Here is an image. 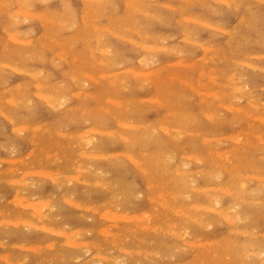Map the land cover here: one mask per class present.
I'll return each mask as SVG.
<instances>
[{"label": "rangeland", "instance_id": "374dc122", "mask_svg": "<svg viewBox=\"0 0 264 264\" xmlns=\"http://www.w3.org/2000/svg\"><path fill=\"white\" fill-rule=\"evenodd\" d=\"M0 1L2 2L3 5L5 4L4 6L8 5L6 7L7 8L6 10L5 7H3V5L0 3V6H1L0 7V66H1L0 67V160H1L0 161V210H1L0 211V241H1L0 242V256L2 255L0 257V264H7L9 260L12 262V264L13 263L14 264H18V263L19 264H28V263L29 264H49V263L50 264H72V263L73 264H77V263L78 264H93V263L94 264H105V263L106 264H133V263L134 264H175V263L176 264H187V263L189 264H210V263L211 264H215V263L216 264H245V261H246V264L247 263L248 264L249 263H252V264H260V263L263 264L264 263L263 261L264 256H261L262 254L264 255V249H262L264 248V245H263L264 243V237H263L264 235V232H263L264 231V227H263L264 226L263 224L264 222V214H263L264 213V181H263L264 180V177H263L264 176V168H263L264 159L261 158V161H260V155L261 157H263L264 155V149H263L264 140H262L264 139V128H263L264 122L260 121L259 119H255L254 115H252L253 116L252 117V116L245 115L244 113H238L237 111H235L236 106L243 107L244 109H249V101H250V98H252L256 105H263L261 106L262 111L260 113L261 114L264 113V102H262L264 101V59H263L264 58V12H263L264 11V0L263 1L262 0L260 1L259 0H254V1L253 0H234V1L233 0H219V1L217 0H188V1L187 0L186 1L185 0H166V1L165 0H138L137 1L136 0V2L135 0H129V1L128 0H123V1L122 0H92V1L90 0V2L89 0H86L87 2L85 0H44V1L34 0L35 2L31 0L32 3L30 0H26L27 4H29L30 6L26 5L25 0H23L25 1V4H24L25 6L23 5L24 2L21 0H18V1L17 0H7V2L6 0L5 1L0 0ZM126 1H128L127 4L128 5L130 4V6L126 5ZM131 1L132 2L134 1L133 2L134 4H132ZM165 3L169 5L166 6ZM21 5L24 7H22ZM49 5H50V8H49ZM135 5H137V8L133 7ZM20 6H21V9H20ZM26 6L29 8H27ZM17 7H19L20 10ZM212 7H215V8L212 9ZM26 9L29 11V12L27 11L28 14L27 12H25L26 14L24 13V10L26 11ZM136 9H139V12L140 10H142L143 13L134 12L136 11ZM13 10L14 11L16 10L15 13L19 11L18 12L19 14L17 13L18 17H17V14L13 12ZM22 11L24 13L23 15H22ZM34 11H35L36 17H34V13H33ZM37 12H40V13L44 12V14L41 13L42 14L41 21H40L41 14H38ZM83 12L85 13L84 15H83ZM149 13L152 16H150ZM8 14L11 16H9ZM44 15H45V19H43ZM46 15H49V16L51 15V16L49 18V17H46ZM23 16L25 17L24 20H23ZM38 16L40 19L38 18ZM84 16L85 18H83ZM183 16L185 17L188 16L189 18L191 17L192 18L195 17V18L192 21L189 18H187L188 20H186V18H182ZM52 17L58 21H55L54 19L51 20ZM13 18L15 20L17 18V20L16 21L14 20L15 21L14 22ZM135 18H137L138 20H136ZM240 18H242V20ZM175 19L177 20L179 19L178 20L179 23ZM85 20L87 21V23ZM229 20L231 23H229ZM234 20L236 21V23ZM54 21H55V24H54ZM40 22H42L43 24ZM202 22L203 24H201ZM58 23L59 24L64 23L65 25L62 26L61 24L59 25ZM93 23L95 26L91 25ZM133 24H134L133 29H138V32L141 35L137 34L138 32L136 30L129 29L131 28V26L133 27ZM96 25H98V29H96L97 27ZM213 25L220 27V30L218 29V27L215 28ZM99 26L103 28L104 30H102L101 28L99 29ZM104 26L107 28H105ZM127 26H128V29H127ZM108 27L111 29L110 32H108L110 30ZM4 29H6L5 30L6 32L4 31ZM183 29L185 30L182 31ZM114 31L118 33L117 36ZM7 32H10V33H7ZM185 32H187L186 35L184 34ZM41 33L43 35H41ZM122 33L124 34V36H122ZM120 34L124 40L120 37ZM144 34H148L149 37ZM195 34H197L198 36ZM49 35L50 37H48ZM95 35H98V36H95ZM9 36L14 38V40L12 38L10 39ZM30 36L31 38H29ZM181 36L183 40H181L182 39ZM97 37L99 38L96 39ZM178 37H180V40ZM184 37L187 39L185 40ZM18 38H19V41L21 39L20 41L21 44L19 43ZM23 38L25 39V41L23 40L24 43L22 41ZM175 38H178V39H175ZM164 39H165V42H163ZM216 39H218V41H215ZM5 40L7 41V43L5 42ZM97 40L99 42L96 44L95 41L97 42ZM15 41H17L18 44ZM31 41L33 43H28L26 45L27 42H31ZM58 41H60L61 43ZM132 41L133 42L136 41L138 45H136V43L135 42L133 43ZM214 41L217 43H215ZM41 42H43V44ZM151 42L152 44L149 45ZM140 43L141 45L143 44L142 46H145V43L148 45H146V48L144 47L143 49L138 50L139 47L142 48V46L139 45ZM176 44H178V46ZM250 44H252V46H249ZM155 45L158 46L157 47L158 49L155 47ZM200 45H202L205 49H203V47ZM94 47L97 48L96 49L97 51H93ZM100 47L103 48L108 53L105 52L103 56L100 55L102 52L104 53V50H102ZM150 47L152 48L151 50H150ZM154 48H156V50H154ZM187 48L189 51L187 50ZM59 49H61L60 55H59ZM33 51H35L36 53ZM159 51L163 54H161ZM187 51L190 53H188ZM94 52L96 54H94ZM134 53H137L138 55L137 54L135 55ZM73 54H75L76 56L75 58ZM192 54H193V57H192ZM253 55L258 56V57H255ZM260 55L262 57H260ZM91 56H92V60H91ZM190 56L192 57L194 61L191 59ZM194 56L195 57L199 56V57L195 58ZM140 57H143L145 59L144 60L145 63L143 61V58L140 59ZM214 57L216 60L213 59ZM71 58H74V61ZM96 58L101 59L102 63L104 61L105 64L104 63L103 64L105 66L101 65L103 67H100L99 64H102V63H99V61ZM65 59H67V61H65ZM138 59L140 60V62L138 61ZM179 59L180 60L182 59L181 63H179L180 62ZM116 60L117 61L119 60V62H117ZM156 60H157V63H156ZM238 60L240 62H237ZM84 61H85V64H84ZM91 61L95 64L93 65ZM123 61L125 63L127 61V63L125 64ZM218 62L220 63L218 64ZM30 63L34 64L35 66L31 65ZM168 63L169 65H167ZM188 63H190V65ZM144 64H147V65H144ZM249 64L250 66H248ZM158 65H159V68H158ZM182 65H185V66H182ZM131 67L135 68L136 70ZM209 67L210 68L212 67V68L210 69ZM226 67L229 69H227ZM113 68L115 69L113 70ZM119 68H120V71H119ZM18 69H20V71L17 72L16 70ZM111 69H112V72H111ZM121 69H124V70H121ZM126 69L127 71L129 70L130 72L131 70H133L132 71L133 73L127 72ZM139 69L142 71H140ZM152 69L153 71L159 72V74L158 75L152 74L151 76L147 77L146 75L152 72ZM173 69L176 72L173 71ZM203 69L206 70L207 72L204 71ZM79 70L80 72H78ZM115 70L117 71V73ZM31 71H34V74ZM86 71L88 72L87 75H90L91 78L94 76L98 81L96 79L92 80L89 76L84 75L83 73H85ZM103 71L105 75L101 73ZM203 71L205 72L204 74L205 76L201 75ZM35 72L36 74L37 73L38 74L36 75ZM97 72L99 74L101 73V75H97ZM108 72H110L111 74H109ZM247 72L250 74H248ZM228 73L231 75V77L232 76L235 77V81L237 83H242L243 85L246 86L247 94H237L236 92H234L233 85L231 84V81H229L231 77L229 76ZM107 74L111 76L116 74V77L115 75L113 76L115 77L114 79L111 77L114 82H112V79ZM170 74H173L172 77H170L171 76ZM227 74L230 79L227 78ZM102 75H104V77H102ZM74 76L75 78H73ZM105 76H107V78H105ZM197 76H202V78L200 77L197 78ZM143 77L144 78L147 77V79H144ZM241 77L243 78V80H241L242 79ZM253 77L254 79L255 78L256 79L254 80ZM219 78L221 79V81ZM215 79H216V83H214ZM122 80H125V81H122ZM197 80L200 81L202 84L198 82V84L196 85ZM226 80L229 82H225ZM190 83L192 86L190 85ZM261 84L262 86L260 87ZM9 87L11 88L9 89ZM37 88H40V89L37 90ZM213 88H215L216 91L220 90L219 96L221 97V100H216V99H211V98L210 100L206 96V91L210 89L212 90ZM216 88H219V89H216ZM199 89L200 90L204 89V90L200 91ZM95 90H98V91H95ZM135 91L136 93L138 92L140 95L136 94ZM254 91H256L257 93H255ZM258 91L259 92L262 91V92L258 93ZM12 92L18 95L17 98L21 101L23 100V97H25L26 98L25 102L22 101V102L16 103L14 100H13L14 102H12L11 96H9ZM77 92H80V93H77ZM249 92H252V94ZM43 93L46 95L43 96ZM87 93L90 95H88ZM74 94H77V95L74 96ZM200 95H203V96L201 97ZM50 96H52L55 99L57 98L59 101L61 100L63 102L60 104L61 101L58 102V100H50V98L53 99ZM153 98L157 102L152 100ZM238 98L239 100H237ZM45 99H47L49 103ZM151 100L155 103H153ZM111 101H113L114 103ZM107 103L108 105H106ZM231 103L233 104V106ZM50 104H53V105H50ZM121 104L122 106H120ZM109 105L111 107H108ZM225 106H228V107L226 108ZM233 108H234V113H231L233 112ZM194 110H197V111H194ZM80 111L82 112L80 113ZM208 111L212 114H210ZM184 114L185 115L187 114V115L185 116ZM206 114L208 115V118ZM233 114H237V115H234V117L236 118H232ZM183 115L185 116V118ZM6 117L9 119L11 118V119L8 120ZM237 121L241 123L238 122L237 123L238 125L235 124ZM258 122L259 123L262 122V123L259 124ZM123 123H127V125H125L126 127L123 125ZM119 124H122V125L120 126ZM109 125H111V128ZM162 125L163 126L166 125L165 127L167 128V130L162 129L163 128ZM18 126H19V129H15V127L18 128ZM122 126L124 127L122 128ZM236 127L238 130L236 129ZM92 128H93L94 133L92 132ZM97 128L99 129L95 131ZM100 129L103 132L102 131L100 132ZM110 129H112L111 131L113 132H110ZM177 129H179V131ZM245 129H247V131L250 130L252 133L250 132L249 133L250 135H249L248 134L249 131L247 132ZM218 130L220 133L218 132ZM107 131L109 132V135ZM215 131L216 133H214ZM237 131H240V132L243 131V132L240 133ZM253 131L257 134V136ZM134 132H137V133H134ZM237 133L242 134V135L238 134L241 138L237 135ZM118 134H120V138ZM142 134H145V135H142ZM221 134H224V135H221ZM245 134L248 137H246ZM260 135H262V138L259 141ZM242 136H245V137H242ZM226 137L229 139H227ZM251 137L252 139L250 141ZM207 138L209 139V141H207L208 140ZM216 138L218 139L216 140ZM234 138L237 141H238V138H240L239 140L241 141L240 143L241 145L237 144L236 140L234 141ZM244 138H247V139H244ZM221 139H222V142H221ZM86 140L89 141L90 143L89 142L86 143L87 142ZM229 140L232 141L230 144H228L230 142ZM254 140L257 143L259 142L258 146L257 144H255ZM250 142L251 144H248ZM234 143H235V146H233ZM109 144L110 146H107ZM182 144L183 145L185 144L184 147L182 146ZM222 144L224 147L222 146ZM249 145L251 149H254L253 150L254 152L252 150H249L250 148L248 147ZM31 146L33 150L32 148H30ZM199 146L200 148H197ZM231 146L233 148L236 147L235 149L237 151L233 149ZM185 147L187 148L185 149ZM211 148L214 153L212 151H209ZM225 148L227 149V151ZM218 149H219V152L217 151ZM228 150H229L230 155L228 154ZM216 151L218 153H223V154L225 153L226 155H229L231 159L229 157L227 158V156L224 157L223 160H221V158L218 159V154L216 153ZM249 151L252 152L254 156H252V154ZM195 152L197 153V155L195 154ZM237 152L239 153L237 157H239V155L240 157H242L241 154H243V157L241 159H244V157L245 159L248 158V162L243 163L245 160L239 161L240 157L238 159L236 156H234V153L237 154ZM240 152H243V153H240ZM246 152H249V153L247 154ZM92 153L94 154V158L91 157L93 156ZM112 153L114 154L115 157L113 156ZM143 153L145 154L148 153V154L145 155ZM84 154L86 155L84 156ZM87 154H90V156ZM111 154L112 156H110ZM180 154L184 158H182ZM246 154L249 156L251 155L250 157L252 160ZM100 155L102 156L99 157ZM119 155H121L122 157ZM141 155H144V156L142 157ZM233 156L237 158L238 161L237 159H234ZM5 159H7L8 161L7 160L5 161ZM11 159L13 160L11 161ZM186 159H188L187 160L188 162L186 161ZM249 160L253 161L252 164L251 162L249 163ZM181 161H182V166L178 168L179 166L178 164ZM201 161L205 163L203 164ZM206 161L208 165L206 164ZM215 161H217L218 163ZM231 161L232 163H230ZM257 161L259 163H257ZM239 162L240 163L242 162V163L240 164ZM99 163L102 165H100ZM187 163L189 164L191 163V165ZM216 163L220 166V169ZM220 163L222 164L220 165ZM245 164L247 165L248 168L247 167L245 168ZM135 165H138L137 168H135ZM230 165L232 167H230ZM174 166H177V167L174 168ZM184 166H187V167H184ZM223 166L228 167L226 169H229V170H226L225 167L223 168ZM250 166L252 167L254 166V167L252 168ZM199 167L202 170V172L198 170ZM249 167L253 169L252 172ZM173 168L178 169V170H174ZM236 168H238L240 172L242 173H240L239 170L237 169L238 170L237 171L238 175H237V173H235ZM113 169L114 170L116 169V170L114 171ZM47 170H49L50 172ZM205 170L208 171L209 173L212 172V175L208 174V172H206ZM213 170H215V173L213 172ZM138 171L140 172V174ZM203 171H205V175L203 174ZM216 171L218 173H216ZM231 171L235 174H233ZM221 172L223 174L219 175ZM39 173L41 175H38ZM168 173L170 174L168 175ZM227 173H230V175ZM253 173L254 174L256 173L255 174L256 176L253 175ZM178 174L180 175V178L181 176H183L184 179L182 180L183 177L179 179ZM196 174H197V177H196ZM198 174H200L201 177ZM216 174H218V176ZM173 175L174 176L178 175V176L173 177ZM191 175L193 177H196L198 180L193 178ZM231 175H233L232 178H231ZM243 175H245L246 177H244ZM67 176L69 178L68 180H66ZM215 176L218 178H215ZM219 176H222V177H219ZM239 176L241 177L243 176L242 178L244 179L241 180V177L239 178ZM207 177L209 179H207ZM53 178L55 181L53 180ZM78 178L80 181L85 179L84 180L85 183L84 181L79 182ZM186 178L188 181L186 180ZM188 178H191V179L189 180ZM192 180H195L196 182ZM239 180L242 183H240ZM243 180H246L247 184H246V181H243ZM231 181H233L232 182L233 185L235 184L233 187L230 186L232 185V183H230ZM133 182H134V184H132L133 186L132 185L130 186V184ZM136 182H137V185H135ZM184 182L188 184H190V182L192 183L188 186L187 184L185 185ZM183 183L185 185V188L183 186ZM243 183L246 186V189L244 191H242V188L240 186ZM261 183H263V185ZM179 184L182 187L178 186ZM213 184L214 185L218 184L220 188L221 187L224 188V186L226 187L228 185L226 189L230 190L231 187L232 189L233 188L234 189H233V192H232V189L229 191V192H232L230 195L229 193L225 192V189L221 190L222 191L221 192L220 189L217 186H214ZM210 185L212 188L214 186L212 190L211 188L210 189L207 188V186L209 187ZM187 186L189 189L185 191ZM190 186L193 188L191 189ZM203 186H205V188H203ZM250 186H252L253 188H250ZM215 187H217L216 189L218 190H214ZM254 188H255V190H253L254 192H251V189H254ZM197 189L198 191H196ZM238 190H241V191H238ZM192 191L194 192V194ZM205 191L209 192L208 195ZM15 192L17 193V195H20V196L14 195L16 194ZM196 192L198 193V195ZM212 192L214 195L212 194ZM217 194L218 195L220 194L219 195L220 197ZM239 194L241 196L242 201L247 200V199L248 201H250V197H251V200H253L255 203H253L252 201H250V203L248 201L242 202L241 200H239L240 198ZM13 195L15 196L14 199L16 201L13 199L14 197ZM158 195L161 198L160 197L158 198L157 197ZM191 196H192V199L189 198ZM193 196L195 198H193ZM214 196L216 197L218 196L217 198H220L224 203L222 204L212 203L214 204L212 205L210 201L211 200L215 201L217 199V198H212ZM17 197L19 198L18 201L16 199ZM136 197H138V199H135ZM46 198H47V202H46ZM66 198L72 201L69 202V200H67ZM152 198L154 200V203H153ZM196 198L198 199L196 200ZM41 199H42L41 203L46 204L45 206L47 207H44L43 209V208H40L41 206L39 205V208L41 209V213L39 214L35 212L34 209L32 208H34L35 204L38 205ZM63 199H65L67 202L64 201ZM132 199H134V201ZM149 199H150V202H149ZM255 199H257V201H255ZM12 201L15 203L13 204ZM259 201L260 202L262 201L263 203H260ZM28 202L29 204H27ZM164 202L165 204H163ZM191 202L196 208V211L194 207H192L193 205ZM206 202H208L209 206H207ZM23 203L25 205H23ZM194 203L195 204L197 203L196 205L198 206H200L201 204L200 206L201 208L196 207ZM188 204H189V207L191 206L190 208L187 207ZM202 204L205 205V208L202 207L204 206ZM234 204H236L237 207L234 206L235 208L230 209L229 207ZM237 204L238 205L242 204V205L238 207ZM216 205H219V206L216 207ZM222 205L224 207L229 206L228 207V210L230 209L229 212L232 214L233 218H236V219H233V218L232 220L225 219L224 216L219 215L220 213L218 214V211H221V209L219 208H221ZM30 206H33V207L31 208ZM180 206L182 207V209ZM88 207L90 209L86 210V208ZM213 207L217 210V213L215 212V209L213 210ZM207 208L209 209L207 210ZM257 208L259 209V211ZM165 209H167V211H165ZM247 209L250 215H247L248 213ZM93 210H96V211H93ZM188 210H189V214L187 212ZM242 210L243 212H241ZM176 211L180 212V214L177 212L180 215V218H179V215L176 213ZM114 212L116 216L113 214ZM196 212L197 214H195ZM34 214L35 216H33ZM143 214L146 216L145 218H141L142 216H144ZM185 214H187V216ZM237 214H239L240 217ZM105 215L108 219L105 217ZM172 215L173 216L176 215V216H174L173 218ZM234 215L236 216L234 217ZM37 216L40 217V220H38L39 217L37 218ZM111 216L113 217L111 218ZM184 216L188 221L184 218ZM193 216H194V220L196 218L195 222L193 220ZM260 216H262V218ZM123 217L126 220H124ZM134 217H137V218H134ZM138 217H140L142 220H140ZM201 217L204 219H201ZM17 218L19 219L21 218V219L19 220ZM109 218L111 221L109 220ZM218 218L221 220H219ZM241 218L242 220L239 221ZM255 221L256 223L253 224V222ZM9 222H12V223H9ZM191 222H194L195 224H192ZM197 222H199L200 224H198ZM208 222L210 225L208 224ZM30 223H32V225ZM33 223L39 224V226L38 225L33 226L34 225ZM41 224H43L42 228H41ZM185 224L187 225L185 226ZM255 224L258 225L260 228L257 226H254ZM48 225L50 229L48 228ZM45 226L47 227L44 228ZM204 226L205 227L207 226L206 228L208 227L209 228L206 229ZM146 227L150 229L148 230ZM40 228L45 229V230H41ZM109 228H111L112 230L111 229L109 230ZM57 229L59 231H57ZM99 229H101V231L103 229L106 231H102V234H101V231ZM236 229L239 230V233L236 231ZM241 229L242 230L244 229L243 231L244 233L241 231ZM60 230L63 232H61ZM65 230L66 232L70 234L66 233ZM171 230L173 231L175 230V231L171 232ZM189 230L190 232H188ZM75 231H79V232L77 233ZM245 231L247 232L248 236L251 235L252 232H255V231L256 232L258 231L257 233L260 232V234H257L255 232V234L253 233L254 235H251L248 238ZM248 231L249 233L252 231L251 234H249ZM103 232L105 233L107 232L106 233L107 235H105V233ZM183 233L184 234L186 233V235H184ZM187 233H190L191 235L189 236V234ZM60 234H63V235H60ZM174 234L175 236L177 235L176 236L177 238H175ZM67 235H69V237ZM39 236H41V238ZM229 236L233 238V240ZM171 237L172 238L174 237L173 240ZM68 238L69 240L73 238L74 243L82 242L84 245L82 243H79V245L75 243V246L73 245L74 243L70 245V242L72 243V239L69 242ZM228 238H229V240H227L228 242H225L226 239ZM174 239L176 242L174 241ZM184 239L185 241H183ZM199 239L201 242L198 241ZM251 239L253 240V242ZM217 240L219 241L217 242ZM222 240L224 243L221 242ZM50 241L53 244L52 247L50 245L51 244ZM111 241H113L114 243L113 242L111 243ZM195 241L196 242L198 241V244H196ZM206 241L210 243H207ZM213 241L216 242L215 245ZM233 241H234V244H233ZM186 242H187V245H186ZM240 242L241 243L243 242L244 245L240 244ZM246 242H247V248L245 247ZM15 243H18L19 245ZM189 243L192 244V246ZM201 243L202 245H199ZM257 243L259 244L256 246ZM1 244H3L4 246H2ZM209 244H211V247ZM248 244L250 246L249 248H248ZM145 245H146V249H145ZM222 245H225V246L221 247ZM238 245H241V246H238ZM213 246L216 247L218 254H217V251L214 250L215 248ZM22 247H24L25 249ZM37 247L39 248L37 249ZM219 247L222 249V251ZM126 249L128 251H122ZM228 249L229 250L231 249V252ZM247 249H249L248 251L250 252L254 250L253 252L255 254L249 253ZM153 250H156V251L152 252ZM255 251H258L259 253L258 252L256 253ZM206 252L208 253L206 254ZM210 252H213V255L215 257H213V255H211L212 253L210 254ZM221 252L223 255L221 254ZM140 253L142 255L144 254L145 256H142ZM194 253H197V254H194ZM203 253H205V255ZM240 253L242 255H240ZM215 254L222 255V257L216 256ZM95 255L98 257H96ZM209 256L210 257L212 256V257L210 258ZM39 258H41V260ZM111 258H113V260ZM233 258L236 259L235 260L236 262L234 261ZM24 260L26 262H24ZM183 260H186V262ZM211 260H215V261H211ZM197 261H200V262L197 263ZM238 262H241V263H238Z\"/></svg>", "mask_w": 264, "mask_h": 264}, {"label": "bare ground", "instance_id": "6f19581e", "mask_svg": "<svg viewBox=\"0 0 264 264\" xmlns=\"http://www.w3.org/2000/svg\"><path fill=\"white\" fill-rule=\"evenodd\" d=\"M2 1H3V0H2ZM4 1H5V0H4ZM17 1H18V0H17ZM21 1H23V0H21ZM25 1H26V0H25ZM25 1H23V2H24L23 5L25 4ZM30 1H31V0H30ZM30 1H29V2H30ZM32 1H34V0H32ZM32 1H31V3H32ZM42 1H44V0H42ZM85 1H86V0H85ZM91 1H92V0H91ZM122 1H123V0H122ZM128 1H129V0H128ZM128 1H126V5H127V6H130V4H129V5L127 4ZM137 1H138V0H137ZM165 1H166V0H165ZM185 1H186V0H185ZM187 1H188V0H187ZM217 1H219V0H217ZM233 1H234V0H233ZM253 1H254V0H253ZM259 1H260V0H259ZM262 1H263V0H262ZM6 2H7V0H6ZM6 2H5V3H6ZM34 2H35V1H34ZM50 2H51V1H50ZM86 2H87V1H86ZM86 2H85V4H86ZM89 2H90V0H89ZM98 2H99V1H98ZM131 2H132V1H131ZM131 2H130V3H131ZM133 2H134V1H133ZM133 2H132V4H134ZM135 2H136V0H135ZM240 2H241V1H240ZM0 3L2 4L1 1H0ZM18 3H19V2H18ZM18 3H17V5H18ZM124 3H125V2H124ZM155 3H156V2H155ZM219 3H220V2H219ZM257 3H258V2H257ZM259 3H260V2H259ZM20 4H21V3H20ZM35 4H36V3H35ZM161 4H162V3H161ZM179 4H180V3H179ZM181 4H182V3H181ZM248 4H249V3H248ZM2 5H3V4H2ZM4 5H5V4H4ZM4 5H3V7H5V9L7 10L6 7H7L8 5H7V6H4ZM26 5H29V4H27V1H26ZM60 5H61V3H60ZM62 5H63V4H62ZM162 5H163V4H162ZM165 5L167 6V5H169V4L165 3ZM213 5H214V4H213ZM228 5H229V4H228ZM21 6H22V5H21ZM21 6H20V9H21ZM24 6H25V5H24ZM24 6H22V7H24ZM29 6H30V5H29ZM34 6H35V5H34ZM64 6H65V5H64ZM117 6H118V5H117ZM124 6H125V5H124ZM131 6H132V5H131ZM172 6H173V5H172ZM214 6H215V5H214ZM229 6H230V5H229ZM248 6H249V5H248ZM251 6H252V5H251ZM253 6H254V5H253ZM0 7H1V6H0ZM26 7H27V6H26ZM41 7H43V6H41ZM79 7H80V6H79ZM79 7H78V8H79ZM98 7H99V6H98ZM103 7H104V6H103ZM108 7H109V6H108ZM108 7H107V8H108ZM133 7H136V8H137V5H135V6H133ZM234 7H235V6H234ZM13 8H14V7H13ZM17 8L19 9V7H17ZM17 8H16V9H17ZM27 8H29V7H27ZM49 8H50V5H49ZM127 8H128V7H127ZM172 8H174V7H172ZM175 8H176V7H175ZM213 8H215V7H212V9H213ZM246 8H247V7H246ZM248 8H249V7H248ZM255 8H256V7H255ZM261 8H262V7H261ZM20 9H19V10H20ZM24 9H25V8H24ZM53 9H54V8H53ZM59 9H60V8H59ZM133 9H135V8H133ZM251 9H252V8H251ZM76 10H77V8H76ZM119 10H120V9H119ZM131 10H132V8H131ZM137 10H138V11H137ZM15 11H16V10H15ZM15 11L13 10L14 13H15ZM27 11H28L27 9H26V11L24 10V13L27 12ZM63 11H64V10H63ZM8 12H9V11H8ZM10 12H12V11H10ZM18 12H19V11H17V13H18ZM28 12H29V11H28ZM28 12H27V14H28ZM30 12H32V11H30ZM85 12H86V10H85ZM134 12H139V9H136V11H134ZM140 12H142V10H140ZM140 12H139V13H140ZM145 12H146V11H145ZM263 12H264V11H263ZM17 13H15V14H17ZM24 13H23V11H22V15H23ZM33 13H34V17H36V16H35V11H34ZM37 13H38V14H41L42 12H41V13H40V12H37ZM37 13H36V14H37ZM62 13H63V12H62ZM78 13H79V12H78ZM81 13H82V12H81ZM118 13H119V12H118ZM142 13H143V12H142ZM151 13H153V12H151ZM228 13H229V12H228ZM11 14H12V13H11ZM18 14H19V13H18ZM18 14H17V17H18ZM25 14H26V13H25ZM31 14H32V13H31ZM42 14H44V12H43ZM42 14H41V16L39 15L41 19H40L39 16H38V18L40 19V21L42 20ZM84 14H85V13L83 12V15H84ZM88 14H89V12H88ZM149 14H150V13H149ZM8 15H9V14H8ZM12 15H13V14H12ZM29 15H30V13H29ZM145 15H146V14H145ZM155 15H156V14H155ZM248 15H249V14H248ZM9 16H11V15H9ZM13 16H14V15H13ZM25 16H26V15H25ZM31 16H33V15H31ZM31 16H30V17H31ZM50 16H51V15H50ZM50 16H49V15H46V17H49V18H50ZM86 16H87V15H86ZM146 16H147V15H146ZM150 16H152V15L150 14ZM238 16H239V15H238ZM87 17H88V16H87ZM136 17H137V16H136ZM157 17H158V15H157ZM241 17H242V16H241ZM10 18H12V17H10ZM24 18H25V17L23 16V20H24ZM28 18H29V17H28ZM83 18H85V16H84ZM83 18H82V19H83ZM137 18H138V17H137ZM137 18H135V19L138 20ZM182 18H186V20H188L187 18H189V17H188V16H187V17L183 16ZM194 18H195V17H194ZM194 18L191 17V18H189V19H191V20L193 21ZM43 19H45V15H44ZM47 19H48V18H47ZM53 19H54V18L52 17L51 20H53ZM60 19H61V18H60ZM90 19H91V18H90ZM135 19H134V20H135ZM216 19H217V18H216ZM238 19H239V18H238ZM240 19L242 20V18H240ZM14 20H15V19L13 18V21H14ZM16 20H17V18H16ZM16 20H15V21H16ZM48 20H49V19H48ZM54 20H55V19H54ZM61 20H62V19H61ZM83 20H84V19H83ZM83 20H81V21H83ZM92 20H93V19H92ZM134 20H133V21H134ZM175 20H177V19H175ZM178 20H179V19H178ZM178 20H177V22H178ZM241 20H239V21H241ZM15 21H14V22H15ZM43 21H44V20H43ZM49 21H50V20H49ZM55 21H58V20H55ZM55 21H54V24H55ZM85 21H86V20H85ZM85 21H84V22H85ZM189 21H190V20H189ZM189 21H188V22H189ZM234 21H235V20H234ZM239 21H238V22H239ZM35 22H37V21H35ZM47 22H48V21H47ZM47 22H46V24H47ZM66 22H67V21H66ZM84 22H83V23H84ZM136 22H137V21H136ZM196 22H197V21H196ZM40 23H42V22H40ZM64 23H65V21H64ZM64 23H63V24L60 23V24L63 26V25H65ZM86 23H87V21H86ZM158 23H159V22H158ZM158 23H157V24H158ZM178 23H179V22H178ZM197 23H198V22H197ZM229 23H231L230 20H229ZM235 23H236V21H235ZM42 24H43V23H42ZM54 24H53V25H54ZM58 24H59V23H58ZM60 24H59V25H60ZM155 24H156V23H155ZM186 24H187V23H186ZM201 24H203V22H202ZM204 24H205V23H204ZM218 24H219V23H218ZM218 24H217V25H218ZM226 24H227V23H226ZM66 25H67V24H66ZM91 25H94V23L91 24ZM106 25H107V23H106ZM135 25H136V24H135ZM150 25H151V23H150ZM206 25H207V24H206ZM227 25H228V24H227ZM234 25H235V24H234ZM31 26H32V25H31ZM34 26H35V25H34ZM54 26H55V25H54ZM86 26H87V24H86ZM86 26H85V27H86ZM94 26H95V25H94ZM96 26H97L96 29H98V25H96ZM142 26H143V25H142ZM167 26H168V25H167ZM191 26H192V25H191ZM207 26H208V25H207ZM209 26H210V25H209ZM213 26H214V25H213ZM213 26H212V28H213ZM225 26H226V25H225ZM60 27H61V26H60ZM102 27H103V25H102ZM104 27H105V26H104ZM123 27H125V26H123ZM172 27H173V26H172ZM210 27H211V26H210ZM214 27L217 28L218 26H214ZM29 28H31V27H29ZM52 28H53V27H52ZM100 28H101V27L99 26V29H100ZM105 28H107V27H105ZM108 28H109V27H108ZM133 28H134V24H133V27L131 26V28H129V29H133ZM178 28H179V27H178ZM18 29H19V28H18ZM40 29H42V28H40ZM101 29L104 30L103 28H101ZM109 29H110V28H109ZM127 29H128V26H127ZM127 29H126V30H127ZM174 29H175V28H174ZM208 29H209V28H208ZM218 29L220 30V27H218ZM224 29H225V28H224ZM5 30H6V29H4V31H5ZM19 30H20V29H19ZM25 30H26V29H25ZM32 30H33V29H32ZM35 30H36V29H35ZM94 30H95V29H94ZM133 30H136V31L138 32V29H133ZM178 30H179V29H178ZM184 30H185V29H183L182 31H184ZM226 30H227V29H226ZM226 30H225V32H226ZM27 31H28V30H27ZM76 31H77V30H76ZM110 31H111V29H110L108 32H110ZM152 31H154V30H152ZM179 31H180V30H179ZM228 31H229V30H228ZM228 31H227V32H228ZM5 32H6V31H5ZM10 32H11V31H10ZM10 32H7V33H10ZM74 32H75V31H74ZM114 32H115V31H114ZM114 32H113V33H114ZM137 32H136V33H137ZM177 32H178V31H177ZM201 32H202V31H201ZM208 32H209V31H208ZM76 33H78V32H76ZM115 33H116V32H115ZM115 33H114V34H115ZM158 33H159V32H158ZM179 33H180V32H179ZM186 33H187V32H185L184 34L186 35ZM15 34H16V33H15ZM19 34H20V32H19ZM71 34H72V33H71ZM71 34H70V36H71ZM111 34H112V33H111ZM114 34H113V35H114ZM117 34H118V33H116V36H117ZM132 34H133V33H132ZM137 34L141 35L139 32H138ZM226 34H227V33H226ZM12 35H13V34H12ZM30 35H31V34H30ZM38 35H39V33H38ZM41 35H43V34L41 33ZM64 35H65V34H64ZM66 35H67V34H66ZM144 35H147V36L149 37L148 34H144ZM158 35H159V34H158ZM165 35H166V34H165ZM165 35H164V36H165ZM180 35H181V34H180ZM195 35H197V34H195ZM7 36H8V35H7ZM14 36H16V35H14ZM68 36H69V35H68ZM95 36H98V35H95ZM114 36H115V35H114ZM122 36H124L123 33H122ZM164 36H163V37H164ZM171 36H173V35H171ZM171 36H170V37H171ZM197 36H198V35H197ZM197 36H196V37H197ZM230 36H231V35H230ZM35 37H36V36H35ZM48 37H50V35H49ZM120 37H121V34H120ZM136 37H137V35H136ZM140 37H141V36H140ZM173 37H175V36H173ZM211 37H212V36H211ZM224 37H225V36H224ZM228 37H229V36H228ZM9 38L11 39L12 37L9 36ZM9 38H8V39H9ZM29 38H31V36H30ZM29 38H28V39H29ZM32 38H33V37H32ZM98 38H99V37H97L96 39H98ZM121 38H122V37H121ZM133 38H134V37H133ZM178 38H179V40H180V37H178ZM178 38H175V39H178ZM181 38H182V36H181ZM202 38H203V37H202ZM215 38H216V37H215ZM8 39H7V40H8ZM10 39H9V40H10ZM12 39L14 40V38H12ZM15 39H16V37H15ZM51 39H52V38H51ZM122 39H123V38H122ZM125 39H126V37H125ZM184 39L186 40L187 38L184 37ZM228 39H230V38H228ZM23 40L25 41L24 38L22 39V41H23ZM56 40H57V39H56ZM123 40H124V39H123ZM135 40H136V39H135ZM168 40H169V39H168ZM181 40H183V38H182ZM188 40H189V39H188ZM188 40H187V41H188ZM18 41H19V38H18ZM20 41H21V39H20ZM20 41H19V43H20ZM24 41H23V43H24ZM68 41H69V39H68ZM160 41H161V40H160ZM176 41H177V40H176ZM215 41H218V39H216ZM215 41H214V42H215ZM224 41H226V40H224ZM237 41H238V40H237ZM5 42L7 43L6 40H5ZM15 42H17V41H15ZM58 42H60V41H58ZM98 42H99L98 40H97V42L95 41L96 44H97ZM116 42H117V41H116ZM120 42H121V41H120ZM132 42H133V41H132ZM134 42L136 43V41H134ZM134 42H133V43H134ZM152 42H153V41H152ZM152 42H151L149 45H151ZM163 42H165V39L163 40ZM196 42H197V41H196ZM196 42H195V43H196ZM212 42H213V41H212ZM240 42H241V40H240ZM247 42H248V41H247ZM250 42H251V41H250ZM28 43H33V42H32V41H31V42H27L26 45H27ZM41 43L43 44V42H41ZM56 43H57V42H56ZM60 43H61V42H60ZM118 43H119V42H118ZM124 43H126V42H124ZM129 43H130V42H129ZM215 43H217V42H215ZM17 44H18V42H17ZM20 44H21V43H20ZM57 44H58V43H57ZM96 44H95V45H96ZM115 44H116V43H115ZM171 44H172V43H171ZM173 44H174V42H173ZM199 44H200V43H199ZM4 45H5V44H4ZM44 45H45V44H44ZM88 45H89V44H88ZM136 45H138V43H136ZM139 45L142 46L143 44L141 45V43H140ZM146 45H148V44L145 43V46H142V48L139 47L138 50L143 49L144 47L146 48ZM153 45H154V44H153ZM176 45L178 46V44H176ZM176 45H175V46H176ZM210 45H211V44H210ZM256 45H257V44H256ZM59 46H60V44H59ZM78 46H79V45H78ZM81 46H82V45H81ZM85 46H86V45H85ZM122 46H123V45H122ZM200 46H202V45H200ZM212 46H213V45H212ZM214 46H215V45H214ZM249 46H252V44H250ZM5 47H6V46H5ZM89 47H90V46H89ZM95 47H96V46H95ZM95 47H94V50H93V51H97V50H96L97 48H95ZM153 47H154V46H153ZM155 47L157 48L158 46L155 45ZM162 47H163V46H162ZM171 47H172V46H171ZM202 47H203V46H202ZM242 47H243V46H242ZM2 48H3V47H2ZM90 48H91V47H90ZM100 48H101V47H100ZM104 48H105V47H104ZM117 48H118V47H117ZM131 48H132V47H131ZM156 48H154V50H156ZM167 48H168V47H167ZM244 48H245V46H244ZM5 49H6V48H5ZM98 49H99V48H98ZM101 49L104 50L103 48H101ZM147 49H148V48H147ZM151 49H152V48L150 47V50H151ZM157 49H158V48H157ZM168 49H169V48H168ZM203 49H205V48L203 47ZM247 49H248V48H247ZM251 49H252V48H251ZM254 49H255V48H254ZM256 49H257V48H256ZM261 49H262V48H261ZM60 50H61V49H59V55L61 54V53H60ZM102 50H101V51H102ZM145 50H146V49H145ZM161 50H162V49H161ZM187 50H188V48H187ZM91 51H92V50H91ZM162 51H163V50H162ZM180 51H181V50H180ZM188 51H189V50H188ZM188 51H187V52H188ZM206 51H207V50H206ZM33 52H35V51H33ZM57 52H58V51H57ZM57 52H56V53H57ZM62 52H63V51H62ZM105 52L108 53L107 51L104 50V53L102 52L101 54H100V53H99V54L103 56V55L105 54ZM129 52H130V51H129ZM159 52H160V51H159ZM178 52H179V51H178ZM178 52H177V53H178ZM183 52H184V51H183ZM230 52H231V51H230ZM28 53H29V52H28ZM35 53H36V52H35ZM160 53H161V52H160ZM180 53H182V52H180ZM188 53H190V52H188ZM30 54H31V53H30ZM33 54H34V53H33ZM50 54H51V53H50ZM92 54H93V53H92ZM94 54H96V53L94 52ZM134 54L136 55L137 53H134ZM158 54H159V53H158ZM161 54H163V53H161ZM165 54H166V53H165ZM171 54H173V53H171ZM171 54H169V55H171ZM178 54H179V53H178ZM193 54H194V53H193ZM193 54H192V57H193ZM27 55H28V54H27ZM34 55H35V54H34ZM57 55H58V54H57ZM137 55H138V54H137ZM145 55H146V54H145ZM183 55H184V54H183ZM189 55H190V54H189ZM211 55H212V54H211ZM38 56H39V55H38ZM73 56H74V58L76 57L75 54H73ZM92 56H94V55H92ZM92 56H91V60H92ZM123 56H124V55H123ZM123 56H122V58H123ZM140 56H141V55H140ZM157 56H158V55H157ZM253 56H255V55H253ZM50 57H51V56H50ZM62 57H63V56H62ZM155 57H156V56H155ZM190 57H191V56H190ZM192 57H191V59H192ZM194 57H195V56H194ZM198 57H199V56H197V57H195V58H198ZM209 57H210V56H209ZM249 57H250V56H249ZM255 57H258V56H255ZM260 57H262V56L260 55ZM14 58H15V57H14ZM51 58H52V57H51ZM51 58H50V60H51ZM74 58H71V59H73V61H74ZM94 58H95V57H94ZM103 58H104V57H103ZM107 58H108V57H107ZM135 58H136V57H135ZM138 58H139V57H138ZM142 58H143V57H140V59H142ZM152 58H153V57H152ZM63 59H64V58H63ZM96 59L99 61V63H102L101 59H98V58H96ZM130 59H131V58H130ZM130 59H129V60H130ZM136 59H137V58H136ZM213 59H215V57H214ZM234 59H235V57H234ZM236 59H237V58H236ZM240 59H241V57H240ZM240 59H239V60H240ZM263 59H264V58H263ZM120 60H121V58H120ZM132 60H133V59H132ZM144 60H145V59L143 58V61H144ZM146 60H147V59H146ZM157 60H158V59H157ZM157 60H156V63H157ZM169 60H170V59H169ZM179 60H180V59H179ZM192 60H193V59H192ZM215 60H216V59H215ZM239 60H238L237 62H240ZM65 61H67V59H65ZM94 61H95V60H94ZM98 61H97V62H98ZM100 61H101V62H100ZM116 61H117V60H116ZM130 61H131V60H130ZM138 61L140 62L139 59H138ZM153 61H154V60H153ZM181 61H182V59L180 60V62H179V61H178V62L181 63ZM183 61H184V60H183ZM193 61H194V60H193ZM234 61H235V60H234ZM243 61H244V60H243ZM91 62H92V61H91ZM97 62H96V63H97ZM117 62H119V60H118ZM123 62H124V61H123ZM151 62H152V61H151ZM160 62H161V61H160ZM173 62H174V61H173ZM178 62H177V63H178ZM206 62H207V61H206ZM211 62H212V61H211ZM260 62H261V61H260ZM2 63H3V62H2ZM16 63H17V62H16ZM103 63L105 64L104 61H103ZM103 63H102V64H99L100 67L105 66ZM124 63H125V62H124ZM124 63H123V64H124ZM126 63H127V61H126ZM126 63H125V64H126ZM144 63H145V61H144ZM146 63H147V62H146ZM158 63H159V62H158ZM191 63H192V61H191ZM207 63H208V62H207ZM219 63H220V62H218V64H219ZM30 64H31V65H34V64H32V63H30ZM39 64H40V63H39ZM84 64H85V61H84ZM92 64L94 65L95 63L92 62ZM147 64H148V63H147ZM147 64H144V65H147ZM152 64H153V63H152ZM152 64H151V65H152ZM159 64H160V63H159ZM163 64H164V63H163ZM183 64H184V63H183ZM188 64L190 65V63H188ZM214 64H215V63H214ZM244 64H245V63H244ZM244 64H243V65H244ZM259 64H260V63H259ZM101 65H103V66H101ZM119 65H120V64H119ZM121 65H122V64H121ZM127 65H128V64H127ZM154 65H155V63H154ZM154 65H153V66H154ZM161 65H162V64H161ZM161 65H160V66H161ZM167 65H169V63H168ZM189 65H187V66H189ZM220 65H221V64H220ZM220 65H219V66H220ZM223 65H224V64H223ZM235 65H236V63H235ZM243 65H242V66H243ZM251 65H252V64H251ZM13 66H14V65H13ZM34 66H35V65H34ZM37 66H38V64H37ZM45 66H46V65H45ZM86 66H87V65H86ZM132 66H133V65H132ZM134 66H135V65H134ZM136 66H137V65H136ZM148 66H149V65H148ZM148 66H147V67H148ZM156 66H157V65H156ZM173 66H174V65H173ZM182 66H185V65H182ZM210 66H212V65H210ZM226 66H227V65H226ZM248 66H250V64H249ZM248 66H247V67H248ZM0 67H1V66H0ZM10 67H11V66H10ZM122 67H123V66H122ZM128 67H129V66H128ZM137 67H138V66H137ZM140 67H141V65H140ZM143 67H144V66H143ZM162 67H163V66H162ZM176 67H177V66H176ZM212 67H214V66H212ZM212 67H211V68H212ZM251 67H252V66H251ZM261 67H262V66H261ZM17 68H18V67H17ZM45 68H46V67H45ZM64 68H65V67H64ZM117 68H118V67H117ZM125 68H127V67H125ZM131 68H133V67H131ZM158 68H159V65H158ZM164 68H165V67H164ZM164 68H163V69H164ZM180 68H182V67H180ZM209 68H210V67H209ZM211 68H210V69H211ZM226 68H227V67H226ZM230 68H231V67H230ZM236 68H237V67H236ZM254 68H255V67H254ZM41 69H42V68H41ZM114 69H115V68H113V70H114ZM133 69H135V68H133ZM141 69H142V68H141ZM153 69H154V68H153ZM153 69H152V72H150V73H148V74L146 75L147 77H148V76H151L152 74H153V75H158V74H159V72H157V71H153ZM174 69H175V68H174ZM174 69H173V71H175ZM207 69H208V68H207ZM227 69H229V68H227ZM237 69H238V68H237ZM250 69H251V68H250ZM52 70H53V69H52ZM66 70H67V68H66ZM86 70H88V69H86ZM117 70H118V69H117ZM121 70H124V69H121ZM130 70H131V69H130ZM135 70H136V69H135ZM135 70H134V71H135ZM139 70H140V69H139ZM154 70H155V69H154ZM203 70H204V69H203ZM233 70H234V68H233ZM16 71L18 72V71H20V69H18V70H16ZM95 71H96V70H95ZM115 71H116V70H115ZM119 71H120V68H119ZM119 71H118V72H119ZM126 71H127V69H126ZM132 71H133V70H131V72H130V71L128 70L127 72L133 73ZM140 71H142V70H140ZM204 71H206V70H204ZM204 71L201 73V75H204V74H205ZM212 71H213V70H212ZM221 71H222V70H221ZM227 71H228V70H227ZM250 71H251V70H250ZM255 71H257V70H255ZM262 71H263V69H262ZM262 71H261V72H262ZM31 72H33V74H34V71H31ZM58 72H59V71H58ZM78 72H80V70H79ZM78 72H77V73H78ZM83 72H84V71H83ZM111 72H112V69H111ZM123 72H124V71H123ZM171 72H172V70H171ZM175 72H176V71H175ZM206 72H207V71H206ZM216 72H217V71H216ZM230 72H231V71H230ZM248 72H249V71H248ZM248 72H247V73H248ZM259 72H260V71H259ZM259 72H258V73H259ZM12 73H13V72H12ZM40 73H41V72H40ZM85 73H86V74H85ZM85 73H83V74H84V75H87V74H88L87 71H86ZM101 73L104 74V71L101 72ZM101 73L99 74V73L97 72V75H101ZM108 73L111 74L110 72H108ZM116 73H117V71H116ZM135 73H137V72H135ZM144 73H145V72H144ZM169 73H170V72H169ZM169 73H168V74H169ZM198 73H199V72H198ZM210 73H211V72H210ZM210 73H209V74H210ZM221 73H222V72H221ZM223 73H224V72H223ZM14 74H15V73H14ZM29 74H30V72H29ZM35 74H36V72H35ZM37 74H38V73H37ZM37 74H36V75H37ZM90 74H91V73H90ZM112 74H113V73H112ZM139 74H140V73H139ZM142 74H143V72H142ZM145 74H146V73H145ZM145 74H144V75H145ZM228 74H229V73H228ZM228 74H227V78H229V77H228ZM231 74H232V73H231ZM248 74H250V73H248ZM17 75H18V74H17ZM61 75H62V74H61ZM81 75H82V73H81ZM93 75H94V74H93ZM104 75H105V74H104ZM104 75H102V77H104ZM107 75H108V74H107ZM114 75H115V77H116V74H114ZM114 75H112V76H111V75H108V76H109L110 78L112 77V78L114 79V78H115V77H113ZM117 75H118V74H117ZM170 75H171L170 77H172L173 74H170ZM207 75H208V74H207ZM232 75H233V74H232ZM257 75H258V74H257ZM260 75H261V74H260ZM11 76H12V75H11ZM11 76H10V77H11ZM87 76L90 77V75H87ZM204 76H205V75H204ZM204 76H203V77H204ZM209 76H211V75H209ZM209 76H208V78H209ZM221 76H222V75H221ZM229 76L231 77L230 74H229ZM251 76H252V75H251ZM14 77H15V76H14ZM28 77H29V76H28ZM32 77H33V76H32ZM93 77H94V76H93ZM93 77H92V78L90 77V78H91L92 80H93V79L95 80L96 78H95V77L93 78ZM99 77H100V76H99ZM109 77H108V78H109ZM147 77H146V78L143 77V78H144V79H147ZM168 77H169V76H168ZM170 77H169V78H170ZM175 77H176V76H175ZM198 77L202 78V76H197V78H198ZM237 77H238V76H237ZM246 77H247V76H246ZM258 77H260V76H258ZM33 78H34V77H33ZM60 78H62V77H60ZM71 78H72V77H71ZM73 78H75V76H74ZM83 78H84V77H83ZM105 78H107V76H105ZM105 78H104V79H105ZM112 78H111V79H112ZM133 78H134V77H133ZM133 78H132V80H133ZM180 78H181V77H180ZM187 78H189V77H187ZM197 78H196V79H197ZM217 78H218V77H217ZM241 78H242V77H241ZM249 78H250V77H249ZM251 78H252V77H251ZM27 79H28V78H27ZM101 79H102V78H101ZM113 79H112V82H114ZM123 79H124V78H123ZM170 79H171V78H170ZM219 79H220V78H219ZM219 79H218V80H219ZM229 79H230V78H229ZM229 79H227V80H229ZM245 79H247V78H245ZM253 79H254V77H253ZM253 79H252V80H253ZM255 79H256V78H255ZM255 79H254V80H255ZM10 80H11V79H10ZM10 80H8V81H10ZM72 80H74V79H72ZM96 80H97V79H96ZM99 80H100V79H99ZM107 80H108V79H107ZM109 80H110V79H109ZM117 80H118V79H117ZM227 80H226L225 82H229V81H231V84L233 85V90H234V92H236L237 94H247L246 86L243 85L242 83H237V82L235 81V77H234V76H232L231 79H230L229 81H227ZM241 80H243V78H242ZM241 80H240V81H241ZM254 80H253V81H254ZM16 81H17V80H16ZM38 81H39V80H38ZM53 81H54V80H53ZM84 81H85V80H84ZM84 81H83V82H84ZM97 81H98V80H97ZM122 81H125V80H122ZM185 81H186V80H185ZM206 81H207V79H206ZM209 81H211V80H209ZM212 81H213V80H212ZM220 81H221V79H220ZM249 81H251V80H249ZM13 82H14V81H13ZM87 82H88V81H87ZM106 82H107V81H106ZM109 82H110V81H109ZM198 82H200V81L197 80L196 85L198 84ZM257 82H258V81H257ZM38 83H39V82H38ZM110 83H111V82H110ZM110 83H109V84H110ZM185 83H186V82H185ZM200 83H201V82H200ZM207 83H209V82H207ZM207 83H206V84H207ZM214 83H216V79L214 80ZM39 84H40V83H39ZM74 84H76V83H74ZM107 84H108V83H107ZM187 84H188V83H187ZM201 84H202V83H201ZM204 84H205V83H204ZM229 84H230V83H229ZM246 84H247V83H246ZM8 85H9V84H8ZM36 85H37V84H36ZM83 85H84V84H83ZM134 85H135V84H134ZM181 85H182V84H181ZM190 85H191V83H190ZM194 85H195V84H194ZM194 85H193V86H194ZM208 85H209V84H208ZM43 86H44V84H43ZM71 86H72V85H71ZM96 86H97V85H96ZM98 86H99V85H98ZM191 86H192V85H191ZM191 86H190V87H191ZM261 86H262V84L260 85V87H261ZM15 87H16V86H15ZM17 87H18V86H17ZM34 87H35V86H34ZM94 87H95V86H94ZM217 87H218V86H217ZM248 87H249V86H248ZM7 88H8V87H7ZM7 88H6V89H7ZM10 88H11V87H9V89H10ZM72 88H73V87H72ZM75 88H76V87H75ZM95 88H96V87H95ZM98 88H99V87H98ZM98 88H97V89H98ZM39 89H40V88H37V90H39ZM73 89H74V88H73ZM124 89H125V88H124ZM193 89H194V88H193ZM197 89H198V88H197ZM216 89H219V88H216ZM255 89H256V88H255ZM262 89H263V88H262ZM3 90H4V89H3ZM3 90H2V91H3ZM37 90H36V91H37ZM199 90H200V89H199ZM199 90H198V91H199ZM203 90H204V89H202V90H200V91H203ZM40 91H41V90H40ZM79 91H80V90H79ZM95 91H98V90H95ZM139 91H140V90H139ZM195 91H196V90H195ZM219 91H220V90H219ZM219 91H216L215 88H213L212 90L210 89V90L206 91V96H207L209 99L211 98V99L221 100V97L219 96V93H220ZM21 92H23V91H21ZM80 92H81V91H80ZM80 92H77V93H80ZM140 92H141V91H140ZM154 92H155V91H154ZM156 92H157V91H156ZM189 92H190V90H189ZM254 92L257 93L256 91H254ZM254 92H253V93H254ZM260 92H262V91H260ZM260 92L258 91V93H260ZM40 93H41V92H40ZM52 93H53V92H52ZM74 93H75V91H74ZM85 93H86V92H85ZM135 93H136V91H135ZM200 93H201V92H200ZM202 93H203V92H202ZM249 93L252 94V92H249ZM33 94H34V93H33ZM87 94H88V93H87ZM136 94H139V93L137 92ZM191 94H192V93H191ZM204 94H205V93H204ZM45 95H46V94L43 93V96H45ZM51 95H52V94H51ZM75 95H77V94H74V96H75ZM88 95H90V94H88ZM139 95H140V94H139ZM198 95H199V94H198ZM9 96H11V101H12V102L15 101L16 103H18V102H22V101L25 102V100H26L25 97H23V100H22V101L19 100V99L17 98L18 95H16V94L13 93V92H12ZM37 96H39V95H37ZM91 96H92V95H91ZM194 96H195V95H194ZM200 96L202 97L203 95H200ZM260 96H262V95H260ZM7 97H8V96H7ZM35 97H36V96H35ZM50 97H52V96H50ZM108 97H109V96H108ZM151 97H153V96H151ZM239 97H240V96H239ZM44 98H45V97H44ZM52 98H53V97H52ZM109 98H110V97H109ZM109 98H108V99H109ZM47 99H48V98H47ZM47 99H45V100L48 101ZM61 99H63V98H61ZM110 99H111V98H110ZM155 99H156V98H155ZM157 99H158V98H157ZM203 99H204V98H203ZM211 99H210V100H211ZM232 99H233V98H232ZM259 99H260V97H259ZM13 100H14V101H13ZM50 100H58V99H57V98H56V99H55V98H53V99L50 98ZM74 100H75V99H74ZM105 100H106V99H105ZM105 100H104V101H105ZM113 100H114V99H113ZM152 100H154V98H153ZM152 100H151V101H152ZM199 100H200V98H199ZM237 100H239V98H238ZM237 100H236V101H237ZM6 101H7V100H6ZM11 101H10V102H11ZM60 101H61V100H60ZM60 101L58 100V102H60ZM96 101H97V100H96ZM109 101H110V100H109ZM154 101H156V100H154ZM201 101H202V100H201ZM261 101H262V100H261ZM51 102H53V101H51ZM62 102H63V101H61L60 104H61ZM111 102H113V101H111ZM111 102H110V103H111ZM115 102H116V101H115ZM140 102H141V100H140ZM152 102H153V101H152ZM156 102H157V101H156ZM191 102H192V101H191ZM262 102H264V101H262ZM46 103H47V102H46ZM48 103H49V101H48ZM76 103H78V102H76ZM93 103H94V102H93ZM113 103H114V102H113ZM120 103H121V102H120ZM153 103H155V102H153ZM220 103H221V102H220ZM232 103H233V102H232ZM232 103H231V104H232ZM240 103H241V102H240ZM245 103H246V102H245ZM89 104H90V103H89ZM99 104H100V103H99ZM116 104H117V103H116ZM148 104H149V103H148ZM191 104H192V103H191ZM217 104H218V103H217ZM50 105H53V104H50ZM104 105H105V104H104ZM106 105H108V103H107ZM114 105H115V104H114ZM196 105H197V104H196ZM234 105H236V104H234ZM67 106H68V105H67ZM72 106H73V104H72ZM75 106H76V105H75ZM78 106H79V105H78ZM92 106H93V105H92ZM102 106H103V105H102ZM117 106H118V105H117ZM120 106H122V104H121ZM228 106H229V105H228ZM228 106H225V107L227 108ZM232 106H233V104H232ZM261 106H263V105H256V104L254 103V100H253L252 98H250V101H249V109H244L243 107H237V106H236L235 111H237L238 113H244L245 115H248V116H252V115H254V116H255V119H259L260 121L264 122V113H263V114L260 113V112L262 111V107H261ZM70 107H71V106H70ZM104 107H106V106H104ZM108 107H111V106L109 105ZM108 107H107V108H108ZM189 107H190V106H189ZM192 107H193V106H192ZM234 107H235V106H234ZM44 108H45V107H44ZM73 108H74V107H73ZM100 108H101V107H100ZM195 108H196V107H195ZM229 108H230V107H229ZM229 108H228V110H229ZM52 109H54V108H52ZM55 109H56V107H55ZM103 109H104V108H103ZM43 110H44V109H43ZM107 110H108V109H107ZM223 110H224V109H223ZM82 111H83V110H82ZM82 111H80V113H81ZM194 111H197V110H194ZM218 111H219V110H218ZM208 112H209V111H208ZM211 112H212V111H211ZM222 112H223V111H222ZM1 113H2V112H1ZM209 113H210V112H209ZM214 113H215V112H214ZM218 113H219V112H218ZM225 113H226V112H225ZM231 113H234V108H233V112H231ZM3 114H4V113H3ZM210 114H212V113H210ZM216 114H217V113H216ZM47 115H48V114H47ZM51 115H53V114H51ZM55 115H56V114H55ZM79 115H81V114H79ZM147 115H148V114H147ZM165 115H166V113H165ZM184 115H185V114H184ZM184 115H183V116H184ZM186 115H187V114H186ZM186 115H185V116H186ZM203 115H205V114H203ZM206 115H207V114H206ZM234 115H237V114H233V117H232V116H231V117H232V118H236V117H234ZM3 116H4V115H3ZM57 116H59V115H57ZM185 116H184V118H185ZM229 116H230V115H229ZM240 116H241V115H240ZM4 117H5V116H4ZM8 117H9V116H8ZM37 117H38V116H37ZM45 117H47V116H45ZM54 117H55V116H54ZM146 117H147V116H146ZM226 117H227V116H226ZM231 117H230V119H231ZM252 117H253V116H252ZM6 118H7V117H6ZM184 118H183V119H184ZM207 118H208V115H207ZM3 119H4V118H3ZM7 119L10 120L11 118H10V119L7 118ZM205 119H206V118H205ZM212 119H213V118H212ZM230 119H229V121H230ZM41 120H42V119H41ZM47 120H48V119H47ZM232 120H233V119H232ZM118 121H119V120H118ZM211 121H213V120H211ZM252 121H253V120H252ZM252 121H251V122H252ZM255 121H256V120H255ZM45 122H46V121H45ZM45 122H44V123H45ZM122 122H123V121H122ZM207 122H208V121H207ZM207 122H206V123H207ZM238 122H239V121H237L235 124H237ZM249 122H250V121H249ZM262 122H261V123H262ZM5 123H6V122H5ZM114 123H115V122H114ZM239 123H241V122H239ZM258 123H259V122H258ZM258 123H257V125H258ZM261 123H259V124H261ZM112 124H113V123H112ZM207 124H208V123H207ZM255 124H256V122H255ZM8 125H9V123H8ZM114 125H115V124H114ZM119 125L121 126L122 124H119ZM123 125L125 126V125H127V123H123ZM237 125H238V124H237ZM75 126H76V125H75ZM82 126H83V125H82ZM84 126H85V125H84ZM109 126H110V128H111V125H109ZM124 126H122V128H123ZM129 126H130V125H129ZM165 126H166V125H165ZM165 126L162 125V127H163L162 129L167 130V128H166ZM189 126H190V125H189ZM209 126H210V125H209ZM211 126H213V125H211ZM248 126H249V125H248ZM259 126H261V125H259ZM5 127H6V126H5ZM33 127H35V126H33ZM70 127H71V126H70ZM76 127H77V126H76ZM76 127H75V128H76ZM92 127H93V126H92ZM125 127H126V126H125ZM127 127H128V126H127ZM137 127H138V126H137ZM159 127H160V126H159ZM191 127H192V126H191ZM194 127H195V125H194ZM204 127H205V126H204ZM233 127H234V126H233ZM239 127H240V126H239ZM239 127H238V128H239ZM241 127H242V126H241ZM249 127H250V126H249ZM13 128H14V127H13ZM23 128H24V127H23ZM23 128H22V129H23ZM108 128H109V127H108ZM128 128H129V127H128ZM192 128H193V127H192ZM246 128H247V127H246ZM250 128H251V127H250ZM250 128H249V129H250ZM263 128H264V127H263ZM15 129H19V126H18V128L15 127ZM98 129H99V128H97L95 131H97ZM113 129H114V128H113ZM162 129H161V130H162ZM175 129H176V128H175ZM213 129H214V128H213ZM236 129H237V127H236ZM240 129H241V128H240ZM240 129H239V130H240ZM258 129H259V128H258ZM261 129H262V128H261ZM10 130H11V129H10ZM84 130H85V129H84ZM84 130H83V131H84ZM86 130H87V129H86ZM90 130H91V129H90ZM111 130H112V129H110V132H113V131H111ZM158 130H159V129H158ZM177 130L179 131V129H177ZM237 130H238V129H237ZM245 130L247 131V129H245ZM251 130H253V129H251ZM30 131H31V130H30ZM43 131H44V130H43ZM101 131H102V130L100 129V132H101ZM108 131H109V130H108ZM108 131H107V132H108ZM131 131H132V130H131ZM131 131H130V132H131ZM175 131H176V130H175ZM180 131H181V130H180ZM207 131H208V130H207ZM221 131H222V129H221ZM248 131H249V132H248ZM248 131H247V132H248V134H249L251 131H250V130H248ZM16 132H17V131H16ZM80 132H82V131H80ZM80 132H79V133H80ZM84 132H85V131H84ZM92 132L94 133L93 128H92ZM102 132H103V131H102ZM105 132H106V130H105ZM132 132H133V131H132ZM159 132H160V131H159ZM164 132H165V131H164ZM187 132H188V131H187ZM212 132H213V131H212ZM212 132H211V133H212ZM218 132H219V130H218ZM232 132H233V131H232ZM237 132H240V131H237ZM242 132H243V131H242ZM242 132H240V133H242ZM247 132H245V133H247ZM253 132H254V131H253ZM259 132H260V130H259ZM259 132H258V134H259ZM17 133H18V132H17ZM20 133H21V131H20ZM86 133H87V132H86ZM134 133H137V132H134ZM190 133H191V132H190ZM214 133H216V131H215ZM219 133H220V132H219ZM233 133H234V132H233ZM240 133H237V135H238V134H239V135H242V134H240ZM251 133H252V132H251ZM254 133H255V132H254ZM64 134H65V133H64ZM81 134H82V133H81ZM116 134H117V133H116ZM139 134H140V132H139ZM165 134H166V133H165ZM255 134H256V133H255ZM97 135H98V134H97ZM108 135H109V132H108ZM110 135H112V134H110ZM118 135H119V138H120V134H118ZM142 135H145V134H142ZM171 135H173V134H171ZM174 135H175V134H174ZM178 135H179V134H178ZM180 135H181V134H180ZM183 135H184V134H183ZM215 135H216V134H215ZM221 135H224V134H221ZM221 135H220V136H221ZM239 135H238V136H239ZM245 135H246V134H245ZM249 135H250V134H249ZM82 136H83V135H82ZM98 136H99V135H98ZM98 136H97V137H98ZM113 136H115V135H113ZM130 136H131V135H130ZM209 136H210V135H209ZM217 136H218V135H217ZM251 136H252V135H251ZM256 136H257V134H256ZM76 137H77V136H76ZM222 137H223V136H222ZM222 137H221V138H222ZM236 137H237V136H236ZM239 137H240V136H239ZM242 137H245V136H242ZM246 137H248V136L246 135ZM32 138H33V137H32ZM138 138H139V137H138ZM218 138H219V137H218ZM218 138H216V140H217ZM226 138H227V137H226ZM240 138H241V137H240ZM240 138H238V141L234 138V141L236 140L237 144H240V143H241V141L239 140ZM259 138H260V139H259V141H260L261 138H262V135H260ZM83 139H84V138H83ZM83 139H82V141H83ZM86 139H87V138H86ZM124 139H125V138H124ZM166 139H167V138H166ZM185 139H186V138H185ZM192 139H194V138H192ZM207 139H208V138H207ZM209 139H210V137H209ZM209 139H208L207 141H209ZM211 139H212V138H211ZM213 139H215V138H213ZM224 139H225V137H224ZM227 139H229V138H227ZM244 139H247V138H244ZM251 139H252V137L250 138V141H251ZM170 140H171V139H170ZM182 140H183V139H182ZM186 140H187V139H186ZM189 140H190V139H189ZM189 140H188V141H189ZM204 140H205V139H204ZM242 140H243V139H242ZM262 140H264V139H262ZM86 141H87V140H86ZM184 141H185V140H184ZM190 141H191V140H190ZM194 141H195V140H194ZM212 141H213V140H212ZM226 141H227V140H226ZM226 141H225V143H226ZM229 141H230V140H229ZM254 141H255V140H254ZM88 142H89V141H87L86 143H88ZM108 142H109V141H108ZM186 142H187V141H186ZM186 142H185V143H186ZM221 142H222V139H221ZM231 142H232V141H230L228 144H230ZM248 142H249V140H248ZM30 143H31V142H30ZM89 143H90V142H89ZM210 143H211V142H210ZM214 143H215V142H214ZM252 143H253V141H252ZM258 143H259V142H258ZM258 143L255 141V144H257V146H258ZM114 144H115V143H114ZM220 144H221V143H220ZM220 144H219V145H220ZM248 144H251V142L248 143ZM260 144H261V142H260ZM263 144H264V143H263ZM150 145H151V144H150ZM184 145H185V144H184ZM184 145L182 144L183 147H184ZM201 145H203V144H201ZM216 145H217V144H216ZM240 145H241V144H240ZM107 146H110V144L107 145ZM107 146H106V147H107ZM122 146H123V145H122ZM173 146H174V145H173ZM196 146H198V145H196ZM196 146H195V147H196ZM222 146H223V144H222ZM228 146H229V145H228ZM233 146H235V143H234ZM246 146H247V145H246ZM2 147H3V146H2ZM154 147H155V146H154ZM190 147H191V146H190ZM211 147H212V145H211ZM218 147H219V146H218ZM223 147H224V146H223ZM225 147H226V146H225ZM231 147H232V146H231ZM236 147H237V145H236ZM236 147H235V148H236ZM248 147H250V145H249ZM30 148H32V146H31ZM128 148H130V147H128ZM137 148H138V147H137ZM148 148H149V147H148ZM155 148H156V147H155ZM162 148H163V147H162ZM164 148H165V147H164ZM186 148H187V147H185V149H186ZM197 148H200V146L197 147ZM197 148H196V149H197ZM204 148H205V147H204ZM219 148H220V147H219ZM232 148H233V147H232ZM232 148H231V149H232ZM235 148H233V149H235ZM238 148H239V147H238ZM238 148H237V149H238ZM243 148H244V147H243ZM246 148H247V147H246ZM121 149H123V148H121ZM172 149H173V148H172ZM188 149H189V148H188ZM188 149H187V150H188ZM205 149H206V148H205ZM216 149H217V148H216ZM225 149H226V148H225ZM225 149H223V150H225ZM263 149H264V148H263ZM30 150H31V149H30ZM32 150H33V148H32ZM107 150H108V149H107ZM124 150H125V149H124ZM128 150H129V149H128ZM221 150H222V149H221ZM229 150H230V149H229ZM229 150H228V154H229ZM235 150H236V149H235ZM247 150H248V149H247ZM249 150H252V151H253L254 149H251V147H250ZM255 150H256V148H255ZM209 151H212V148H211ZM214 151H215V150H214ZM217 151L219 152V149H218ZM217 151H216V153L218 154V159L221 158V160H223V158L226 157V156H227V158H228L229 155H230V154H229V155H226L225 153H224V154H223V153H218ZM226 151H227V149H226ZM230 151H231V150H230ZM236 151H237V150H236ZM244 151H245V149H244ZM262 151H263V150H262ZM112 152H113V151H112ZM121 152H122V151H121ZM123 152H124V151H123ZM136 152H137V151H136ZM156 152H157V151H156ZM179 152H180V151H179ZM201 152H202V151H201ZM201 152H200V153H201ZM212 152H213V151H212ZM221 152H222V151H221ZM238 152H239V151H238ZM238 152H237V154L234 153V156L237 157L238 154H239ZM249 152H250V151H249ZM249 152H246V153L248 154ZM253 152H254V151H253ZM260 152H261V150H260ZM193 153H194V152H193ZM207 153H208V152H207ZM210 153H211V152H210ZM213 153H214V152H213ZM240 153H243V152H240ZM250 153L252 154V156H254L252 152H250ZM258 153H259V151H258ZM262 153H263V152H262ZM55 154H56V153H55ZM92 154H93V153H92ZM92 154H91V155H92ZM106 154H107V153H106ZM106 154H105V155H106ZM112 154H113V153H112ZM112 154H111L110 156H112ZM116 154H117V153H116ZM121 154H122V153H121ZM143 154H145V153H143ZM147 154H148V153H146L145 155H147ZM183 154H184V153H183ZM195 154L197 155L196 152H195ZM235 154H236V155H235ZM247 154H246V155H247ZM49 155H50V154H49ZM85 155H86V154H84V156H85ZM87 155L90 156V154H87ZM129 155H130V154H129ZM129 155H128V156H129ZM175 155H176V154H175ZM193 155H194V154H193ZM205 155H206V154H205ZM210 155H212V154H210ZM224 155H225V156H224ZM241 155H242V157H243V154H241ZM47 156H48V155H47ZM101 156H102V155H100L99 157H101ZM106 156H107V155H106ZM113 156H114V154H113ZM119 156H121V155H119ZM132 156H133V155H132ZM134 156H135V155H134ZM141 156L143 157L144 155H141ZM141 156H140V157H141ZM180 156H181V154H180ZM234 156H233V157H234ZM247 156H249V155H247ZM250 156H251V155H250ZM250 156H249V157H250ZM80 157H81V156H80ZM91 157L94 158V154H93V156H91ZM97 157H98V156H97ZM104 157H105V156H104ZM114 157H115V156H114ZM121 157H122V156H121ZM151 157H152V156H151ZM157 157H158V156H157ZM174 157H175V156H174ZM181 157H182V156H181ZM187 157H188V156H187ZM197 157H199V156H197ZM200 157H201V156H200ZM204 157H205V156H204ZM208 157H209V156H208ZM231 157H232V155H231ZM239 157H240V155H239ZM239 157H237V158L239 159ZM242 157H240V160H239V161H241V160H245L243 163H247V162H248V158H246V159H247V161H246L245 157H244V159H241ZM258 157H259V156H258ZM263 157H264V155H263ZM263 157H261V155H260V161H261V158L264 159ZM2 158H3V156H2ZM7 158H8V157H7ZM123 158H124V157H123ZM137 158H138V157H137ZM175 158H176V157H175ZM182 158H184V157H182ZM229 158H230V157H229ZM237 158L234 157V159H237ZM253 158H254V157H253ZM255 158H256V157H255ZM8 159H9V158H8ZM190 159H191V158H190ZM193 159H194V158H193ZM204 159H205V158H204ZM230 159H231V158H230ZM238 159H237V161H238ZM250 159H251V157H250ZM258 159H259V158H258ZM2 160H3V159H2ZM6 160H7V159H5V161H6ZM12 160H13V159H11V161H12ZM83 160H84V159H83ZM125 160H126V159H125ZM140 160H141V159H140ZM187 160H188V159H186V161H187ZM194 160H195V159H194ZM227 160H228V159H227ZM251 160H252V159H251ZM251 160H249V163L251 162V164H252L253 161H251ZM0 161H1V160H0ZM7 161H8V160H7ZM11 161H10V162H11ZM16 161H17V160H16ZM20 161H21V160H20ZM175 161H176V160H175ZM184 161H185V160H184ZM184 161H183V162H184ZM195 161H196V160H195ZM224 161H225V160H224ZM229 161H230V160H229ZM229 161H228V162H229ZM258 161H259V160H258ZM258 161H257V163L260 162V161H259V162H258ZM262 161H263V160H262ZM13 162H14V161H13ZM105 162H106V161H105ZM140 162H141V161H140ZM171 162H172V161H171ZM178 162H179V161H178ZM187 162H188V161H187ZM198 162H199V160H198ZM201 162H202V161H201ZM215 162H217V161H215ZM64 163H65V162H64ZM100 163H101V162H100ZM100 163H99V164H100ZM123 163H124V162H123ZM127 163H128V162H127ZM180 163H181V165H180ZM180 163L178 164L179 166L177 165L178 168H180V166H182V161H181ZM193 163H195V162H193ZM202 163H203V162H202ZM204 163H205V162H204ZM204 163H203V164H204ZM213 163H214V162H213ZM217 163H218V162H217ZM217 163H216V164H217ZM222 163H223V162H222ZM222 163H220V165H221ZM224 163H225V162H224ZM230 163H232V161H231ZM239 163H240V162H239ZM239 163H238V165H239ZM241 163H242V162H241ZM241 163H240V164H241ZM254 163H255V162H254ZM78 164H79V163H78ZM78 164H77V165H78ZM133 164H134V163H133ZM136 164H138V163H136ZM172 164H173V163H172ZM176 164H177V163H176ZM184 164H185V163H184ZM187 164H189V163H187ZM206 164H207V161H206ZM216 164H215V165H216ZM227 164H228V163H227ZM236 164H237V163H236ZM86 165H87V164H86ZM100 165H102V164H100ZM170 165H171V164H170ZM189 165H191V163H190ZM199 165H201V164H199ZM207 165H208V164H207ZM217 165H218V164H217ZM231 165H232V164H231ZM231 165H230V167H232ZM242 165H244V164H242ZM242 165H240V166H242ZM258 165H259V164H258ZM258 165H257V166H258ZM137 166H138V165H135V168H137ZM177 166H174V168L177 167ZM218 166H219V165H218ZM240 166H239V167H240ZM248 166H249V165H248ZM10 167H11V166H10ZM184 167H187V166H184ZM184 167H183V168H184ZM188 167H189V166H188ZM224 167H225V169L228 168V167H226V166H223V168H224ZM243 167H244V166H243ZM246 167H247V165L245 164V168H246ZM250 167H252V166H250ZM250 167H249V168H250ZM253 167H254V166H253ZM253 167H252V168H253ZM6 168H7V167H6ZM88 168H89V167H88ZM174 168H173V169H174ZM197 168H198V167H197ZM212 168H213V167H212ZM223 168H222V170H223ZM245 168H244V170H245ZM247 168H248V167H247ZM263 168H264V166H263ZM12 169H13V168H12ZM56 169H57V168H56ZM126 169H127V168H126ZM138 169H139V168H138ZM181 169H182V167H181ZM185 169H186V168H185ZM219 169H220V166H219ZM219 169H217V170H219ZM232 169H233V168H232ZM232 169H231V170H232ZM237 169H238V168H236V170H235L236 172H235V173H237V171L239 170V169H238V170H237ZM250 169H251V168H250ZM255 169H256V168H255ZM5 170H6V169H5ZM113 170H114V169H113ZM115 170H116V169H115ZM115 170H114V171H115ZM124 170H125V169H124ZM124 170H123V171H124ZM174 170H178V169H174ZM190 170H191V169H190ZM198 170H200V171L202 172V170L200 169V167H199ZM210 170H211V169H210ZM215 170H216V169H215ZM215 170H213L214 173H215ZM226 170H229V169H226ZM261 170H262V169H261ZM25 171H26V170H25ZM47 171H49V170H47ZM47 171H46V172H47ZM88 171H89V170H88ZM123 171H122V172H123ZM125 171H126V170H125ZM125 171H124V172H125ZM127 171H128V170H127ZM135 171H136V170H135ZM179 171H180V170H179ZM183 171H184V170H183ZM185 171H186V170H185ZM195 171H196V170H195ZM200 171H199V172H200ZM205 171H206V170H205ZM205 171H203V174H204V175H205ZM211 171H212V170H211ZM246 171H247V170H246ZM252 171H253V169H251V172H252ZM23 172H24V171H23ZM39 172H40V171H39ZM49 172H50V171H49ZM120 172H121V171H120ZM120 172H119V173H120ZM138 172H139V171H138ZM145 172H146V171H145ZM169 172H171V171H169ZM181 172H182V171H181ZM188 172H189V171H188ZM193 172H194V171H193ZM206 172H208V171H206ZM227 172H228V171H227ZM231 172H232V171H231ZM239 172H240V170H239ZM251 172H250V173H251ZM35 173H36V172H35ZM52 173H53V172H52ZM54 173H55V172H54ZM58 173H59V172H58ZM80 173H81V172H80ZM91 173H92V172H91ZM111 173H112V172H111ZM117 173H118V172H117ZM128 173H129V172H128ZM216 173H218V172L216 171ZM232 173H233V172H232ZM235 173H233V174H235ZM240 173H242V172H240ZM247 173H248V172H247ZM256 173H257V172H256ZM256 173H255V174H256ZM21 174H22V173H21ZM49 174H50V173H49ZM72 174H73V173H72ZM139 174H140V172H139ZM145 174H146V173H145ZM169 174H170V173H168V175H169ZM179 174H180V172H179ZM179 174H178V175H179ZM183 174H184V173H183ZM191 174H192V173H191ZM203 174H202V176H203ZM208 174H211V175H212V172H211V173L208 172ZM208 174H207V175H208ZM221 174H223V173L221 172L219 175H221ZM227 174L230 175V173H227ZM248 174H249V173H248ZM255 174L253 173V175H255ZM38 175H41V174L39 173ZM51 175H52V174H51ZM58 175H59V174H58ZM58 175H57V176H58ZM65 175H67V174H65ZM126 175H127V174H126ZM128 175H129V174H128ZM178 175H177V176H178ZM198 175H200V174H198ZM207 175H206V176H207ZM211 175H210V176H211ZM214 175H215V174H214ZM216 175L218 176V174H216ZM237 175H238V173H237ZM22 176H23V175H22ZM49 176H50V175H49ZM52 176H53V175H52ZM55 176H56V174H55ZM68 176H69V175H68ZM68 176L66 177V180L69 179ZM72 176H73V175H72ZM74 176H75V175H74ZM114 176H115V175H114ZM165 176H166V175H165ZM177 176H174V175H173V177H177ZM189 176H190V174H189ZM191 176H192V175H191ZM208 176H209V175H208ZM232 176H233V175H231V178H232ZM243 176L246 177L245 175H243ZM243 176H242V177H243ZM255 176H256V175H255ZM64 177H65V176H64ZM75 177H76V176H75ZM77 177H78V176H77ZM108 177H109V176H108ZM112 177H113V176H112ZM144 177H145V176H144ZM182 177H183V176H181V178H182ZM192 177H193V176H192ZM196 177H197V174H196ZM196 177H193V178L197 179ZM200 177H201V175H200ZM219 177H222V176H219ZM240 177H241V176H239V178H240ZM242 177H241V180L244 179V178H242ZM263 177H264V176H263ZM72 178H73V177H72ZM110 178H111V177H110ZM167 178H168V177H167ZM178 178L181 179V178H180V175L178 176ZM202 178H203V177H202ZM205 178H206V177H205ZM215 178H218V177L215 176ZM254 178H255V177H254ZM257 178H258V177H257ZM9 179H10V178H9ZM55 179H56V177H55ZM73 179H74V178H73ZM95 179H96V178H95ZM164 179H165V178H164ZM168 179H169V178H168ZM172 179H174V178H172ZM183 179H184V177L182 178V180H183ZM188 179L190 180L191 178H188ZM207 179H209V178L207 177ZM219 179H220V178H219ZM18 180H19V179H18ZM53 180H54V178H53ZM76 180H77V179H76ZM84 180H85V179H84ZM84 180H82V181H84ZM126 180H127V179H126ZM169 180H170V179H169ZM177 180H178V179H177ZM186 180H187V178H186ZM197 180H198V179H197ZM214 180H215V179H214ZM261 180H263V179H261ZM16 181H17V180H16ZM54 181H55V180H54ZM78 181H79V182H82V181L79 180V178H78ZM130 181H131V180H130ZM158 181H160V180H158ZM179 181H180V180H179ZM179 181H178V182H179ZM187 181H188V180H187ZM192 181H195V180H192ZM209 181H210V180H209ZM235 181H237V180H235ZM239 181H240V180H239ZM243 181H246V180H243ZM263 181H264V180H263ZM24 182H25V180H24ZM108 182H109V181H108ZM126 182H128V181H126ZM181 182H182V181H181ZM195 182H196V181H195ZM195 182H194V183H195ZM227 182H228V181H227ZM232 182H233V181H231L230 183H232ZM250 182H251V181H250ZM52 183H53V181H52ZM69 183H70V182H69ZM84 183H85V181H84ZM86 183H87V181H86ZM89 183H90V182H89ZM95 183H96V182H95ZM105 183H106V181H105ZM153 183H154V182H153ZM176 183H177V182H176ZM184 183H185V182H184ZM184 183H183V186H184V188H185V185H186V184L189 186L192 182H190V184L185 183V185H184ZM194 183H193V184H194ZM212 183H213V182H212ZM240 183H242V182L240 181ZM132 184H134V182L131 183L130 186H131ZM155 184H157V183H155ZM207 184H208V183H207ZM210 184H211V183H210ZM228 184H229V183H228ZM243 184H244V183H243ZM243 184L240 185L241 188H242V191H244V190L246 189L245 184H244V185H243ZM246 184H247V181H246ZM249 184H250V183H249ZM261 184L263 185V183H261ZM10 185H11V184H10ZM80 185H81V184H80ZM92 185H93V184H92ZM96 185H97V184H96ZM128 185H129V184H128ZM135 185H137V182H136ZM213 185H214V184H213ZM226 185H227V184H226ZM234 185H235V184H234ZM234 185H233V183H232V185H230V186L233 187ZM250 185H251V184H250ZM43 186H44V185H43ZM132 186H133V185H132ZM143 186H144V185H143ZM170 186H171V185H170ZM175 186H176V185H175ZM178 186H180V184H179ZM188 186H187V188L185 189V191H186L187 189H189ZM200 186H201V185H200ZM205 186H206V185H205ZM205 186H203V188H205ZM214 186H217V187L220 189V191L225 189V192H226V193H229L230 195H231V193L233 192V189H234V188L232 189V187H231L232 192H229L231 189H230V190H229V189H226L228 185H227L226 187L224 186V188H222V187L220 188V187L218 186V184H217V185H214ZM214 186H213V188H214ZM221 186H222V185H221ZM237 186H238V185H237ZM247 186H249V185H247ZM259 186H261V185H259ZM180 187H182V186H180ZM190 187H191V186H190ZM196 187H197V186H196ZM198 187H199V186H198ZM217 187H215L214 190H218V189H216ZM132 188H134V187H132ZM161 188H162V187H161ZM192 188H193V187H191V189H192ZM194 188H195V187H194ZM207 188H208V189L211 188V190L213 189V188L211 187V185H210L209 187L207 186ZM207 188H206V189H207ZM250 188H253V187L250 186ZM9 189H10V188H9ZM136 189H137V188H136ZM179 189H180V188H179ZM195 189H196V188H195ZM201 189H202V188H201ZM201 189H200V190H201ZM206 189H205V190H206ZM208 189H207V190H208ZM236 189H237V188H236ZM64 190H65V189H64ZM147 190H148V189H147ZM177 190H178V189H177ZM180 190H181V189H180ZM211 190H210V191H211ZM248 190H250V189H248ZM253 190H255V188H254V189H251V192H254ZM44 191H45V190H44ZM189 191H191V190H189ZM194 191H195V190H194ZM196 191H198V189H197ZM203 191H204V190H203ZM203 191H202V192H203ZM238 191H241V190H238ZM238 191H237V192H238ZM1 192H2V191H1ZM8 192H9V191H8ZM157 192H158V190H157ZM169 192H170V191H169ZM181 192H182V191H181ZM192 192H193V191H192ZM199 192H200V191H199ZM205 192H206L207 195H208L209 192H208V191H205ZM221 192H222V191H221ZM237 192H236V194H237ZM257 192H258V191H257ZM15 193H16V192H15ZM63 193H64V192H63ZM135 193H137V192H135ZM142 193H143V192H142ZM161 193H162V192H161ZM165 193H166V192H165ZM184 193H186V192H184ZM184 193H183V194H184ZM187 193H189V192H187ZM196 193H197V192H196ZM200 193H201V192H200ZM218 193H219V192H218ZM239 193H240V192H239ZM260 193H261V192H260ZM260 193H259V194H260ZM104 194H106V193H104ZM108 194H109V193H108ZM140 194H141V193H140ZM152 194H153V193H152ZM183 194H182V195H183ZM193 194H194V192H193ZM212 194H213V192H212ZM245 194H246V193H245ZM254 194H255V193H254ZM256 194H257V193H256ZM261 194H262V193H261ZM14 195H16V196H20V195H17V193L14 194ZM14 195H13V196H14ZM63 195H64V194H63ZM142 195H143V194H142ZM142 195H141V196H142ZM163 195H165V194H163ZM197 195H198V193H197ZM210 195H211V194H210ZM213 195H214V194H213ZM213 195H212V196H213ZM215 195H216V193H215ZM217 195H218V194H217ZM219 195H220V194H219ZM219 195H218V196H219ZM13 196H12V197H13ZM37 196H38V195H37ZM92 196H93V194H92ZM107 196H108V195H107ZM161 196H162V194H161ZM172 196H173V195H172ZM179 196H181V195H179ZM179 196H178V197H179ZM185 196H187V195H185ZM195 196H196V195H195ZM218 196H217V197H218ZM222 196H223V194H222ZM227 196H228V195H227ZM227 196H226V197H227ZM232 196H233V194H232ZM242 196H244V195H242ZM22 197H23V196H22ZM33 197H34V196H33ZM60 197H61V196H60ZM103 197H105V196H103ZM133 197H134V195H133ZM138 197H139V196H138ZM138 197H136L135 199H138ZM144 197H145V196H144ZM146 197H147V196H146ZM149 197H151V196H149ZM155 197H156V196H155ZM155 197H153V198H155ZM157 197L159 198L160 196L158 195ZM209 197H210V196H209ZM217 197L214 196V197H212V198H217ZM219 197H220V196H219ZM239 197H240V198H239ZM239 197H238L239 200H241V196H240V194H239ZM249 197H250V196H249ZM14 198H15V196L13 197V199H14ZM24 198H25V197H24ZM101 198H102V197H101ZM141 198H142V197H141ZM153 198H152V200H153ZM160 198H161V197H160ZM162 198H163V197H162ZM185 198H187V197H185ZM189 198L192 199V196L189 197ZM193 198H195V197L193 196ZM221 198H222V197H221ZM247 198H248V197H247ZM252 198H253V197H252ZM254 198H255V196H254ZM254 198H253V199H254ZM10 199H12V198H10ZM16 199H17V201H18L19 198L17 197ZM49 199H50V198H49ZM66 199H67V198H66ZM139 199H140V198H139ZM155 199H157V198H155ZM197 199H198V198H196V200H197ZM14 200H15V199H14ZM21 200H22V199H21ZM63 200L66 201L65 199H63ZM67 200H69V199H67ZM132 200L134 201V199H132ZM146 200H147V199H146ZM174 200H175V199H174ZM185 200H186V199H185ZM185 200H184V201H185ZM196 200H195V201H196ZM207 200H208V199H207ZM214 200H215V199H214ZM243 200H244V198H243ZM15 201H16V200H15ZM23 201H24V200H23ZM23 201H22V202H23ZM26 201H27V200H26ZM41 201H42V199L40 200V203H38V205H37V204H35V206L33 205L34 208H32L33 206H30L32 209H34L35 212H37V213H39V214L41 213V209H40V208H43V209H44V207H47V206H45L46 204L41 203ZM71 201H72V200H69V202H71ZM204 201H205V200H204ZM211 201H212V200H211ZM211 201H210L211 204H212V203H216V204H222V203H224L220 198H217V199L215 200L216 202H215V201H212V202H211ZM241 201H242V200H241ZM244 201L246 202V201H248V199H247V200H244ZM244 201H242V202H244ZM250 201H252L253 203H255L253 200H251V197H250ZM250 201H248V202L250 203ZM255 201H257V199H255ZM12 202H13V201H12ZM31 202H32V201H31ZM37 202H39V201H37ZM46 202H47V198H46ZM66 202H67V201H66ZM69 202H68V203H69ZM149 202H150V199H149ZM151 202H152V201H151ZM157 202H158V201H157ZM185 202H186V201H185ZM193 202H194V201H193ZM234 202H235V201H234ZM252 202H251V203H252ZM259 202H260V201H259ZM14 203H15V202H13V204H14ZM17 203H18V202H17ZM32 203H33V202H32ZM35 203H36V202H35ZM49 203H50V202H49ZM72 203H73V202H72ZM72 203H71V204H72ZM74 203H75V201H74ZM77 203H78V202H77ZM77 203H76V204H77ZM153 203H154V200H153ZM191 203H192V202H191ZM197 203H198V202H197ZM197 203H196V204H197ZM206 203H207V206H209L208 202H206ZM206 203H205V204H206ZM236 203H237V202H236ZM260 203H263V202L261 201ZM20 204H21V203H20ZM27 204H29V202H28ZM41 204H42V205H41ZM69 204H70V203H69ZM76 204H75V205H76ZM79 204H80V203H79ZM95 204H96V203H95ZM159 204H160V203H159ZM163 204H165V202H164ZM189 204H190V203H189ZM189 204H188V206H187L188 208L191 207V206L189 207ZM194 204H195V203H194ZM196 204H195L196 207L201 208V207H200L201 204H200V206H198V205H196ZM226 204H227V203H226ZM231 204H232V203H231ZM23 205H25V204L23 203ZM31 205H32V204H31ZM39 205L41 206L40 208H39ZM77 205H78V204H77ZM93 205H94V204H93ZM103 205H104V204H103ZM138 205H139V204H138ZM150 205H151V204H150ZM180 205H181V204H180ZM186 205H187V203H186ZM192 205H193V203H192ZM202 205H204V204H202ZM212 205H214V204H212ZM212 205H210V206H212ZM237 205H238V204H237ZM240 205H242V204H239L238 207H240ZM254 205H255V204H254ZM21 206H22V205H21ZM122 206H123V205H122ZM182 206H183V205H182ZM218 206H219V205H216V207H218ZM234 206H236V204L231 205L230 207L228 206V207L231 209V208H235ZM256 206H258V205H256ZM8 207H9V206H8ZM23 207H24V206H23ZM27 207H29V206H27ZM137 207H139V206H137ZM150 207H151V206H150ZM180 207H181V206H180ZM192 207H194V205H193ZM202 207L205 208V205L202 206ZM222 207H223V208H222ZM222 207L219 208V209H221V211H218V214L220 213L219 215L224 216L225 219H231V220H232L233 216H232V214L229 212L230 209L228 210V207H226V206L224 207L223 205H222ZM236 207H237V206H236ZM249 207H250V206H249ZM260 207H261V206H260ZM49 208H50V207H49ZM175 208H176V207H175ZM175 208H174V209H175ZM224 208H226L227 210L224 209ZM258 208H259V207H258ZM258 208H257V209H258ZM43 209H42V210H43ZM87 209H90V208L88 207V208H86V210H87ZM107 209H108V208H107ZM181 209H182V207H181ZM194 209H195V211H196V208H195V207H194ZM208 209H209V208H207V210H208ZM211 209H212V207H211ZM211 209H210V210H211ZM214 209H215V208L213 207V210H214ZM249 209H250V208H249ZM259 209H260V208H259ZM259 209H258V211H259ZM29 210H30V209H29ZM97 210H98V209H97ZM108 210H109V209H108ZM134 210H135V209H134ZM138 210H140V209H138ZM141 210H142V209H141ZM176 210H177V209H176ZM184 210H185V209H184ZM184 210H183V212H184ZM190 210H191V209H190ZM197 210H198V209H197ZM205 210H206V209H205ZM213 210H212V211H213ZM235 210H236V209H235ZM0 211H1V210H0ZM93 211H96V210H93ZM165 211H167V209H165ZM232 211H233V209H232ZM247 211H248V209H247ZM254 211H255V210H254ZM30 212H32V211H30ZM42 212H43V211H42ZM98 212H99V211H98ZM109 212H110V211H109ZM109 212H108V214H109ZM111 212H112V211H111ZM177 212H178V211H176V213H177ZM183 212H181V213H183ZM187 212H188V214H189V210H188ZM191 212H192V211H191ZM202 212H203V210H202ZM215 212L217 213V210H216V209H215ZM235 212H236V211H235ZM237 212H238V211H237ZM241 212H243V210H242ZM250 212H251V211H250ZM4 213H5V212H4ZM47 213H48V212H47ZM101 213H102V212H101ZM140 213H141V212H140ZM163 213H164V212H163ZM173 213H174V212H173ZM178 213L180 214V212H178ZM178 213H177V214H178ZM185 213H186V212H185ZM205 213H206V212H205ZM207 213H208V212H207ZM238 213H239V212H238ZM248 213H249V211H248ZM248 213H247V215H250V213H249V214H248ZM253 213H254V212H253ZM258 213H259V212H258ZM260 213H262V212H260ZM29 214H30V213H29ZM113 214L115 215V212H114ZM179 214H178V215H179ZM191 214H193V213H191ZM195 214H197V212H196ZM195 214H194V215H195ZM239 214H240V213H239ZM239 214H237V215L239 216ZM263 214H264V213H263ZM43 215H44V214H43ZM143 215H144V214H143ZM185 215L187 216V214H185ZM200 215H201V214H200ZM258 215H259V214H258ZM33 216H35V214H34ZM33 216H31V217H33ZM103 216H104V215H103ZM115 216H116V215H115ZM115 216H114V217H115ZM118 216H119V214H118ZM118 216H117V217H118ZM131 216H132V215H131ZM139 216H141V215H139ZM172 216H173V215H172ZM174 216H176V215H174ZM174 216H173V218H174ZM181 216H183V215H181ZM204 216H205V215H204ZM235 216H236V215H234V217H235ZM245 216H246V214H245ZM38 217H39V216H37V218H38ZM45 217H46V216H45ZM98 217H99V216H98ZM105 217H106V215H105ZM112 217H113V216H111V218H112ZM125 217H126V216H125ZM145 217H146V216L144 215V216H142L141 218H145ZM190 217H191V216H190ZM199 217H200V216H199ZM217 217H218V216H217ZM220 217H221V216H220ZM239 217H240V216H239ZM239 217H238V219H239ZM256 217H257V216H256ZM260 217L262 218V216H260ZM28 218H29V217H28ZM103 218H104V217H103ZM106 218H107V217H106ZM128 218H129V217H128ZM128 218H127V219H128ZM134 218H137V217H134ZM138 218H139L140 220H142L140 217H138ZM179 218H180V215H179ZM184 218H185V216H184ZM214 218H215V217H214ZM244 218H245V217H244ZM254 218H255V217H254ZM257 218H258V217H257ZM17 219H19V218H17ZM20 219H21V218H20ZM20 219H19V220H20ZM33 219H34V218H33ZM107 219H108V218H107ZM113 219H114V218H113ZM123 219L126 220L124 217H123ZM129 219H130V218H129ZM132 219H133V218H132ZM185 219H186V218H185ZM201 219H204V218L201 217ZM208 219H209V218H208ZM218 219H219V218H218ZM233 219H236V218H233ZM245 219H246V218H245ZM19 220H18V221H19ZM24 220H25V219H24ZM26 220H27V219H26ZM29 220H30V219H29ZM38 220H40V217H39ZM109 220H110V218H109ZM133 220H134V219H133ZM149 220H150V218H149ZM161 220H162V219H161ZM173 220H175V219H173ZM182 220H183V219H182ZM186 220H187V219H186ZM193 220H194V216H193ZM195 220H196V218H195ZM195 220H194V222H195ZM219 220H221V219H219ZM241 220H242V218H241L239 221H241ZM247 220H248V219H247ZM47 221H48V220H47ZM110 221H111V220H110ZM137 221H139V220H137ZM179 221H180V219H179ZM187 221H188V220H187ZM197 221H199V220H197ZM204 221H205V220H204ZM207 221H208V220H207ZM210 221H211V220H210ZM252 221H253V220H252ZM256 221H257V220H256ZM256 221L253 222V224L256 223ZM7 222H8V221H7ZM21 222H22V221H21ZM27 222H28V221H27ZM27 222H26V223H27ZM96 222H97V221H96ZM122 222H123V221H122ZM148 222H149V221H148ZM159 222H160V221H159ZM177 222H178V220H177ZM194 222H191V223H192V224H195ZM202 222H203V221H202ZM220 222H221V221H220ZM245 222H246V220H245ZM9 223H12V222H9ZM23 223H24V222H23ZM111 223H112V222H111ZM116 223H117V222H116ZM116 223H115V224H116ZM120 223H121V222H120ZM170 223H171V222H170ZM184 223H185V222H184ZM197 223L200 224L199 222H197ZM205 223H206V222H205ZM212 223H214V222H212ZM216 223H217V221H216ZM221 223H222V222H221ZM238 223H239V222H238ZM2 224H3V223H2ZM2 224H1V225H2ZM13 224H14V223H13ZM30 224L32 225V223H30ZM33 224H34V223H33ZM132 224H133V223H132ZM137 224H138V223H137ZM141 224H142V223H141ZM160 224H162V223H160ZM182 224H183V223H182ZM208 224H209V222H208ZM208 224H206V225H208ZM263 224H264V222H263ZM27 225H28V224H27ZM35 225H38V226H39V224H34L33 226H35ZM77 225H78V224H77ZM108 225H109V224H108ZM111 225H112V224H111ZM139 225H140V224H139ZM153 225H154V224H153ZM186 225H187V224H185V226H186ZM209 225H210V224H209ZM216 225H217V224H216ZM216 225H215V226H216ZM232 225H233V224H232ZM232 225H231V226H232ZM236 225H237V224H236ZM247 225H248V224H247ZM259 225H260V224H259ZM28 226H29V225H28ZM42 226H43V224H41V228H42ZM92 226H93V225H92ZM113 226H114V225H113ZM145 226H146V224H145ZM192 226H193V225H192ZM254 226L259 227V226L256 225V224H255ZM260 226H261V225H260ZM5 227H6V226H5ZM29 227H30V226H29ZM29 227H28V228H29ZM46 227H47V226H45L44 228H46ZM154 227H155V226H154ZM173 227H174V226H173ZM178 227H179V226H178ZM183 227H184V226H183ZM204 227H205V226H204ZM206 227H207V226H206ZM206 227H205V228H206ZM210 227H211V226H210ZM218 227H219V225H218ZM263 227H264V226H263ZM25 228H26V226H25ZM41 228H40V229H41ZM48 228H49V225H48ZM52 228H53V227H52ZM60 228H61V227H60ZM107 228H108V227H107ZM143 228H144V227H143ZM146 228L148 229V227H146ZM151 228H152V227H151ZM160 228H161V227H160ZM160 228H159V229H160ZM192 228H193V227H192ZM208 228H209V227H208ZM208 228H206V229H208ZM237 228H239V227H237ZM244 228H245V227H244ZM255 228H256V227H255ZM259 228H260V227H259ZM259 228H258V229H259ZM49 229H50V228H49ZM104 229H105V228H104ZM104 229H103L102 231H106V230H104ZM110 229H111V228H109V230H110ZM116 229H117V228H116ZM118 229H120V228H118ZM128 229H130V228H128ZM135 229H136V228H135ZM144 229H145V228H144ZM149 229H150V228H149ZM149 229H148V230H149ZM153 229H154V228H153ZM171 229H172V227H171ZM179 229H181V228H179ZM189 229H190V228H189ZM230 229H231V228H230ZM247 229H248V228H247ZM253 229H254V228H253ZM253 229H252V230H253ZM41 230H45V229H41ZM51 230H53V229H51ZM72 230H73V229H72ZM99 230L101 231V229H99ZM111 230H112V229H111ZM113 230H114V229H113ZM167 230H168V229H167ZM192 230H193V229H192ZM192 230H191V232H192ZM227 230H229V229H227ZM232 230H234V229H232ZM232 230H231V231H232ZM256 230H257V229H256ZM57 231H59V230L57 229ZM60 231H61V230H60ZM102 231H101V234H102ZM107 231H108V230H107ZM123 231H124V230H123ZM130 231H131V230H130ZM155 231H156V230H155ZM174 231H175V230H174ZM174 231L171 230V232H174ZM236 231L239 233V230H238V229H236ZM241 231L243 232L244 229H243V230L241 229ZM241 231H240V232H241ZM258 231H259V230H258ZM258 231H257V232H258ZM261 231H262V230H261ZM61 232H63V231H61ZM65 232H66V230H65ZM69 232H70V230H69ZM75 232L78 233L79 231H75ZM117 232H118V231H117ZM144 232H145V231H144ZM160 232H161V231H160ZM188 232H190V230H189ZM198 232H199V231H198ZM198 232H197V233H198ZM229 232H230V231H229ZM245 232H246V231H245ZM251 232H252V231H251ZM251 232L249 233V231H248L249 234H251ZM255 232H256V231H255ZM255 232H252L251 235H254ZM257 232H256V233H257ZM263 232H264V231H263ZM52 233H53V232H52ZM59 233H60V232H59ZM66 233H68V232H66ZM89 233H90V232H89ZM99 233H100V232H99ZM103 233H105V232H103ZM106 233H107V232H106ZM106 233H105V235H107ZM108 233H109V232H108ZM137 233H138V231H137ZM162 233H163V232H162ZM162 233H160V234H162ZM168 233H169V232H168ZM168 233H167V234H168ZM177 233H178V232H177ZM180 233H181V231H180ZM233 233H235V232H233ZM243 233H244V232H243ZM253 233H254V234H253ZM41 234H42V233H41ZM68 234H70V233H68ZM130 234H131V233H130ZM146 234H147V233H146ZM169 234H170V233H169ZM183 234H184V233H183ZM187 234H189V236L191 235L190 233H187ZM194 234H196V233H194ZM198 234H199V233H198ZM198 234H197V235H198ZM246 234H247V232H246ZM257 234H260V232L257 233ZM42 235H43V234H42ZM53 235H54V234H53ZM60 235H63V234H60ZM71 235H72V234H71ZM93 235H95V234H93ZM105 235H104V236H105ZM109 235H110V234H109ZM109 235H108V236H109ZM114 235H115V234H114ZM180 235H181V234H180ZM184 235H186V233H185ZM221 235H222V234H221ZM251 235L248 236V234H247L248 238H249ZM35 236H36V235H35ZM58 236H59V235H58ZM67 236L69 237V235H67ZM156 236H157V235H156ZM168 236H169V235H168ZM171 236H172V235H171ZM174 236H175V234H174ZM176 236H177V235H176ZM176 236H175V238H177ZM178 236H179V235H178ZM195 236H196V235H195ZM223 236H224V234H223ZM225 236H226V235H225ZM230 236H231V235H230ZM230 236H229V237H230ZM261 236H262V235H261ZM39 237L41 238V236H39ZM88 237H89V236H88ZM102 237H103V236H102ZM152 237H154V236H152ZM169 237H170V236H169ZM183 237H185V236H183ZM227 237H228V235H227ZM231 237H232V236H231ZM231 237H230V238H231ZM235 237H236V236H235ZM263 237H264V235H263ZM30 238H31V237H30ZM57 238H58V237H57ZM137 238H138V237H137ZM160 238H161V237H160ZM171 238H172V237H171ZM173 238H174V237H173ZM173 238H172V240H173ZM188 238H189V237H188ZM190 238H191V237H190ZM222 238H223V237H222ZM225 238H226V237H225ZM241 238H242V237H241ZM258 238H259V236H258ZM60 239H61V238H60ZM71 239H72V243L70 242ZM71 239L69 240V238H68V241L70 242V245L74 243V242H73V238H71ZM84 239H85V238H84ZM113 239H114V238H113ZM113 239H112V240H113ZM118 239H119V238H118ZM179 239H180V237H179ZM217 239H218V238H217ZM231 239L233 240V238H231ZM252 239H253V238H252ZM252 239H251V240H252ZM65 240H66V239H65ZM74 240H75V239H74ZM92 240H93V239H92ZM104 240H105V239H104ZM158 240H159V238H158ZM193 240H194V239H193ZM201 240H202V239H201ZM220 240H221V239H220ZM227 240H229V238L226 239V241H225V240H224V241H225V242H228ZM251 240H250V241H251ZM32 241H33V240H32ZM76 241H77V240H76ZM79 241H80V240H79ZM81 241H82V240H81ZM88 241H89V240H88ZM117 241H118V240H117ZM137 241H138V240H137ZM143 241H144V240H143ZM174 241H175V239H174ZM174 241H173V242H174ZM179 241H180V240H179ZM181 241H182V240H181ZM183 241H185V239H184ZM198 241H200V239H199ZM198 241H197V242L195 241V243L198 244ZM218 241H219V240H217V242H218ZM238 241H239V240H238ZM247 241H248V240H247ZM0 242H1V241H0ZM33 242H34V241H33ZM33 242H32V243H33ZM112 242H113V241H111V243H112ZM153 242H154V241H153ZM175 242H176V241H175ZM188 242H189V241H188ZM200 242H201V241H200ZM206 242H207V243H210V242H208V241H206ZM213 242H214V241H213ZM221 242H223V240H222ZM235 242H236V240H235ZM252 242H253V240H252ZM252 242H251V243H252ZM261 242H262V241H261ZM50 243H51L50 245H51V247H52L53 244H52L51 241H50ZM60 243H61V242H60ZM64 243H65V241H64ZM64 243H63V244H64ZM75 243H76V242H75ZM75 243L73 244L74 246H75ZM79 243H82V242H79ZM79 243L77 242L76 244L79 245ZM85 243H86V242H85ZM94 243H95V242H94ZM113 243H114V242H113ZM184 243H185V242H184ZM193 243H194V242H193ZM203 243H204V242H203ZM215 243H216V242H214V245H215ZM223 243H224V242H223ZM223 243H222V244H223ZM231 243H232V242H231ZM15 244H18V243H15ZM45 244H46V243H45ZM47 244H48V243H47ZM67 244H68V243H67ZM82 244H83V243H82ZM136 244H137V243H136ZM170 244H171V243H170ZM170 244H169V245H170ZM172 244H173V243H172ZM178 244H180V243H178ZM189 244H190V243H189ZM219 244H220V243H219ZM233 244H234V241H233ZM240 244H243V242H242V243L240 242ZM258 244H259V243H257L256 246H257ZM1 245L4 246L3 244H1ZM18 245H19V244H18ZM30 245H31V244H30ZM65 245H66V243H65ZM73 245H72V246H73ZM78 245H77V246H78ZM83 245H84V244H83ZM166 245H168V244H166ZM186 245H187V242H186ZM190 245L192 246V244H190ZM193 245H194V244H193ZM199 245H202V243L199 244ZM199 245H198V246H199ZM203 245H204V244H203ZM209 245H210V247H211V244H209ZM209 245H208V246H209ZM217 245H218V244H217ZM225 245H226V244H225ZM225 245H222L221 247H224ZM243 245H244V244H243ZM250 245H251V244H250ZM263 245H264V243H263ZM38 246H39V245H38ZM41 246H42V245H41ZM86 246H87V245H86ZM96 246H97V245H96ZM171 246H172V245H171ZM191 246H190V247H191ZM204 246H205V245H204ZM232 246H233V245H232ZM238 246H241V245H238ZM256 246H255V247H256ZM16 247H17V246H16ZM20 247H21V246H20ZM34 247H36V246H34ZM39 247H40V246H39ZM39 247H37V249H38ZM51 247H50V248H51ZM79 247H80V246H79ZM94 247H95V246H94ZM97 247H98V246H97ZM157 247H158V246H157ZM163 247H164V246H163ZM165 247H166V246H165ZM183 247H184V245H183ZM185 247H186V246H185ZM196 247H197V245H196ZM205 247H206V246H205ZM213 247H214L215 249H214ZM213 247H212V248H213L214 250L217 251L216 247H215V246H213ZM245 247L247 248V242H246V246H245ZM249 247H250V246H249V244H248V248H249ZM22 248H24V247H22ZM32 248H33V247H32ZM32 248H31V249H32ZM166 248H167V247H166ZM174 248H175V247H174ZM186 248H187V247H186ZM212 248H211V249H212ZM219 248H220V247H219ZM219 248H218V250H219ZM242 248H244V247H242ZM242 248H241V249H242ZM246 248H245V250H246ZM256 248H257V247H256ZM256 248H255V249H256ZM24 249H25V248H24ZM33 249H34V248H33ZM33 249H32V250H33ZM52 249H53V248H52ZM141 249H142V248H141ZM145 249H146V245H145ZM145 249H143V250H145ZM162 249H163V248H162ZM164 249H165V248H164ZM187 249H188V248H187ZM206 249H208V248H206ZM206 249H205V250H206ZM220 249H221V248H220ZM252 249H253V248H252ZM262 249H264V248H262ZM18 250H19V248H18ZM86 250H87V249H86ZM156 250H158V249H156ZM156 250H153L152 252H154V251H156ZM191 250H192V249H191ZM202 250H203V249H202ZM202 250H200V251H202ZM205 250H204V251H205ZM209 250H210V249H209ZM228 250H229V249H228ZM228 250H227V251H228ZM243 250H244V249H243ZM245 250H244V251H245ZM248 250H249V249H247V251H248ZM35 251H36V250H35ZM52 251H54V250H52ZM87 251H88V250H87ZM122 251H128V250L126 249V250H122ZM194 251H195V249H194ZM210 251H211V250H210ZM221 251H222V249H221ZM224 251H225V250H224ZM229 251L231 252V249H230ZM232 251H233V249H232ZM253 251H254V250H253ZM253 251H251V252L248 251V252L253 254V253H254ZM4 252H5V251H4ZM104 252H105V251H104ZM133 252H134V251H133ZM167 252H168V250H167ZM242 252H243V251H242ZM245 252H246V251H245ZM255 252L257 253L258 251H255ZM261 252H262V251H261ZM261 252H260V253H261ZM125 253H127V252H125ZM128 253H129V252H128ZM138 253H139V252H138ZM197 253H198V252H197ZM197 253H194V254H197ZM207 253H208V252H206V254H207ZM211 253H212V254H211ZM237 253H238V252H237ZM243 253H244V252H243ZM258 253H259V252H258ZM1 254H2V253H1ZM93 254H94V253H93ZM93 254H92V255H93ZM116 254H117V253H116ZM116 254H115V255H116ZM140 254H141V253H140ZM154 254H155V253H154ZM194 254H192V255H194ZM203 254L205 255V253H203ZM210 254L213 255V252H210ZM217 254H218V251H217ZM221 254H222V252H221ZM245 254H247V253H245ZM254 254H255V253H254ZM44 255H45V254H44ZM92 255H91V257H92ZM141 255H142V254H141ZM199 255H200V254H199ZM215 255H216V254H215ZM222 255H223V254H222ZM222 255H216V256H220V257H222ZM240 255H242V254L240 253ZM257 255H259V254H257ZM1 256H2V255H1ZM1 256H0V257H1ZM88 256H89V255H88ZM95 256H96V255H95ZM142 256H145V255L143 254ZM227 256H228V255H227ZM231 256H232V255H231ZM238 256H239V254H238ZM246 256H247V255H246ZM261 256H264V255L262 254ZM38 257H39V256H38ZM40 257H41V256H40ZM96 257H98V256H96ZM103 257H104V256H103ZM103 257H102V259H103ZM121 257H122V256H121ZM146 257H147V256H146ZM155 257H156V256H155ZM168 257H169V256H168ZM199 257H200V256H199ZM209 257H210V256H209ZM209 257H207V258H209ZM211 257H212V256H211ZM211 257H210V258H211ZM213 257H215V256L213 255ZM234 257H235V256H234ZM247 257H248V256H247ZM258 257H259V256H258ZM3 258H5V257H3ZM7 258H8V256H7ZM41 258H42V257H41ZM41 258H39V259L41 260ZM169 258H170V257H169ZM194 258H195V257H194ZM196 258H197V256H196ZM228 258H229V257H228ZM238 258H239V257H238ZM255 258H256V257H255ZM25 259H27V258H25ZM37 259H38V258H37ZM111 259L113 260V258H111ZM199 259H200V258H199ZM233 259H234V258H233ZM260 259H261V257H260ZM77 260H78V259H77ZM178 260H179V259H178ZM202 260H203V259H202ZM221 260H222V258H221ZM235 260H236V259H234V261H235ZM242 260H243V259H242ZM255 260H256V259H255ZM7 261H8V260H7ZM43 261H44V260H43ZM43 261H42V262H43ZM173 261H175V260H173ZM183 261L186 262V260H183ZM211 261H215V260H211ZM237 261H239V260H237ZM240 261H241V260H240ZM263 261H264V259H263ZM8 262H9V264H12V262H11L10 260H9ZM8 262H7V264H8ZM20 262H22V261H20ZM24 262H26V261L24 260ZM36 262H37V260H36ZM39 262H40V261H39ZM42 262H41V263H42ZM198 262H200V261H197V263H198ZM235 262H236V261H235ZM249 262H250V261H249ZM95 263H96V262H95ZM100 263H101V262H100ZM202 263H204V262H202ZM206 263H207V262H206ZM219 263H220V262H219ZM232 263H233V262H232ZM238 263H241V262H238ZM13 264H14V263H13ZM18 264H19V263H18ZM28 264H29V263H28ZM49 264H50V263H49ZM72 264H73V263H72ZM77 264H78V263H77ZM93 264H94V263H93ZM105 264H106V263H105ZM133 264H134V263H133ZM175 264H176V263H175ZM187 264H189V263H187ZM210 264H211V263H210ZM215 264H216V263H215ZM245 264H246V261H245ZM247 264H248V263H247ZM249 264H252V263H249ZM260 264H261V263H260ZM263 264H264V263H263Z\"/></svg>", "mask_w": 264, "mask_h": 264}]
</instances>
